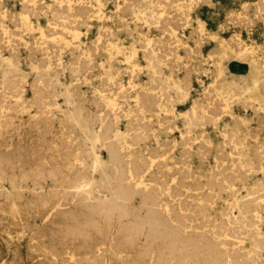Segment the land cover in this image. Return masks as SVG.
<instances>
[{
    "label": "rangeland",
    "instance_id": "374dc122",
    "mask_svg": "<svg viewBox=\"0 0 264 264\" xmlns=\"http://www.w3.org/2000/svg\"><path fill=\"white\" fill-rule=\"evenodd\" d=\"M22 1H23V3H22ZM35 1H37V3ZM79 1H80V3H79ZM90 1L92 2V4ZM137 1H139V2L137 3ZM152 1L153 2H151V0H149V1L148 0H134V1L133 0H87V1L86 0H77V2H76L75 0H69V1H66V0H55V1L54 0H42V1L41 0H27V1L26 0H0V16H1L0 21L2 20L0 23V34H1L0 38H2L0 40V44H1L0 45V48H1L0 49V82H3V83H0V92H1L0 93L1 94L0 95V129L2 127L4 129V131H3V129H1L2 133L0 130V147H1L0 148V157L6 156L10 160L12 159V163H13V165H15V167L20 166V162H19L20 157L22 158L23 162L25 161L27 163H30V165H31L30 175L26 179H22V180L21 179H15L12 176L11 171L7 170V169H5L3 172L0 173V204L3 202L2 203L3 206H2V204L0 205V208H1L0 215L2 214L0 216V262L2 261L0 264H5V263L6 264H26L25 262H27V264H72V263L73 264H136L140 260H141V262H139L137 264H140V263L141 264H153V263H155V264H246V263L247 264H264V185H263L264 184V147H263L264 146V128H263L264 127L263 126L264 125V120H263L264 119V117H263L264 116V106H263L264 105V80H263L264 79V74H263L264 73V71H263L264 70V58H263L264 57V55H263L264 54V17H263L264 16L263 15L264 14V0H209L210 3L208 2V0H206V1L199 0L201 2H198V0H175V1L172 0L173 3L171 0L170 1L169 0H152ZM19 2L22 4H20ZM70 2H72L74 5L76 4V6H74ZM162 2H163V4H162ZM197 2H198V5H197ZM133 3H135V4L133 5ZM147 3L149 6L147 5ZM70 4H72V5H70ZM142 4L144 5V7H142L143 6ZM160 4L162 5L163 8H161ZM185 4H186V6H184ZM241 5L244 8L241 7ZM99 6H102V7L99 8ZM117 6L119 7V9ZM129 6H130V8H129ZM76 7H77V9H76ZM181 7H183V8H181ZM59 8H61V9H59ZM126 9H128V10H126ZM132 9H133V11H132ZM21 10H23V11L27 10V11L24 14V12L23 11L21 12ZM73 10H75V12ZM53 11H54V13H53ZM112 11H113V13H112ZM159 11H161L162 13ZM172 11H173V13H172ZM180 11H182V12H180ZM258 11H259V13H258ZM27 12H29V13H27ZM55 12L57 14H55ZM134 12H136V13H134ZM154 12H155V14H154ZM85 13H87V15H85ZM160 13H161V16H159ZM240 13H242V14H240ZM244 13H247V14L245 15ZM73 14H74V16H73ZM141 14H143V15H141ZM53 15L55 18H53ZM60 15L62 17H60ZM151 15H153V17ZM172 15H173V18H172ZM179 15H181V16H179ZM185 15H186L188 21H187L186 17H183ZM9 16H11V17H9ZM163 16H165V17H163ZM233 16H235L236 18L235 17L233 18ZM7 17H8V19H7ZM72 17H74L75 19H72ZM86 17H87V19H86ZM129 17L131 18V20ZM153 18L154 19L156 18L157 20H154ZM169 18H171L172 21ZM53 19H55V20H53ZM77 19L79 21L80 20L81 21L77 22ZM189 19H190V21H189ZM14 20L18 21L19 25L17 22L15 23ZM153 20H154V22H152ZM164 21H165V23H166V21H168V23L165 24ZM181 21L182 22L184 21V22L182 23ZM249 21H250V24H249ZM69 22L71 24H69ZM76 22H77V24H76ZM150 22H151V24H150ZM160 22H161V24L159 25ZM236 22H238V23H236ZM239 22H241L240 27H238ZM242 22H244V23H242ZM66 23H67V25H65ZM23 24H25V25H23ZM57 24H59V25H57ZM85 24H87V25H85ZM121 24H122V27L120 26ZM123 24L125 25V28H123L124 27ZM148 24L151 25L152 27L151 26L149 27ZM162 24H164V25L162 26ZM179 24L181 26H178ZM232 24H233V26H232ZM71 25H72V27H71ZM78 25H80V26H78ZM107 25L109 26V28ZM166 25H168V26H166ZM169 25H170V27H169ZM182 25H184V26H182ZM24 26H25V28H24ZM159 26H160V28H158ZM1 27H3V28H1ZM4 27H7V28H4ZM179 27L182 30H180ZM241 27H242V29H241ZM57 28H58V31H55V30H57ZM157 28H158V30H157ZM162 28H165V29L162 30ZM36 29H38V30H36ZM47 29H49L50 32ZM75 29H77V30H75ZM89 29H91V30L89 31ZM159 29H161V31ZM6 30H8V31H6ZM40 30H41L42 34L40 33ZM60 30H62L64 33ZM133 30H135V31H133ZM129 31L130 32L132 31V32L130 33ZM193 31L195 32V34L193 33ZM196 31H197V33H196ZM111 32H114L115 35H113L114 33H111ZM188 32H189V34H188ZM45 33L50 34V35H48L49 37L47 35H45ZM66 33H69V34H67V36H66ZM71 33H73V34L75 33V34L73 35ZM200 33H201V35H200ZM240 33H241V35H240L241 37L239 36ZM51 34H53V35H51ZM81 34H83L84 36ZM9 35L13 38L12 41H11V37ZM85 35H86V37H85ZM104 36H105V38H104ZM111 36H112V40L110 39ZM200 36H202V37L200 38ZM55 37H57V39H55ZM76 37L78 38L77 40H76ZM97 37H99V38H97ZM148 37H149V39H148ZM203 37H205V38H203ZM52 38H53V40H51ZM72 38H74L75 41H73L74 39H72ZM151 38H153L152 41H151ZM157 38H158V41H156ZM168 39H170V40L168 41ZM177 39H179V40H177ZM50 40H51V42H50ZM19 41H21V42L19 43ZM35 41H37L39 44ZM76 41H78V42H76ZM199 41H201V42H199ZM90 42L92 44H90ZM242 42H244L243 43L244 47L242 45ZM12 43H14V44H12ZM103 43H105V44H103ZM149 43H152L153 45L149 44ZM177 44H180V46ZM59 45L61 47L60 49L58 48ZM99 45L101 46V48ZM102 45H104V46L102 47ZM168 45H170V46H168ZM5 46H6V48H4ZM35 46H37V47H35ZM53 46H55V47H53ZM137 46H138V48H137ZM162 46H164V47H162ZM195 46L197 47V49ZM232 46H234V47H232ZM8 47H9V50H7ZM13 47H15V48L12 49ZM32 47H34V48H32ZM64 47H65V49H64ZM88 47H89V49H88ZM94 47H95V49H93ZM169 47L173 48L172 52L170 50L171 48H169ZM235 47H236V50H235ZM90 48H92V50ZM98 48H100V49H98ZM156 48L158 49V51L156 50ZM165 48H166V50H165ZM168 48H169V50H168ZM174 48H175V50H174ZM10 49H11V51H10ZM16 49L18 52L15 51ZM35 49L38 51H36ZM43 49H45V50H43ZM57 49L60 51H57ZM46 50H48V51H46ZM93 50H95L94 54L92 52ZM183 50H184V52H183ZM211 50H213L215 52H213ZM104 51H106V53ZM147 51H149L150 53ZM151 51L153 53H151ZM185 51L187 53H185ZM240 51H241V53H240ZM1 52H2V54H1ZM49 52L51 55L48 54ZM99 52H101V53H99ZM131 52H132V54H131ZM158 52H160V53H158ZM189 52L192 54H190ZM242 52H244V53H242ZM261 52H262V55H261ZM39 53L41 56L38 55ZM147 53H149V54H147ZM253 53H255L256 56ZM258 53H260V54H258ZM209 54L211 56H208ZM107 55H108V58H107ZM149 55H150V57H149ZM236 55H237V57H236ZM250 55H252V56H250ZM50 56H52V57H50ZM95 56H96V58H95ZM97 56H99V58ZM132 56H134V57L132 58ZM140 56H142V57H140ZM156 56L160 57V59L157 58ZM216 56L218 59L216 58ZM41 57H43V58H41ZM83 57H84V59H83ZM55 58H56V60H55ZM67 58H70V59L67 60ZM202 58H204V59H202ZM206 58H208L207 61H206ZM245 58H246V60H243ZM259 58L262 60H260ZM78 59H80L81 61ZM130 59L133 61L131 62ZM211 59H212V61H211ZM215 59H216V61H215ZM2 60H4V61H2ZM113 60H115V61H113ZM153 60H155V61H153ZM161 60H162V62H161ZM48 61H51V62L49 63ZM86 61H87V63H85ZM249 61H250V63H249ZM252 61H253V63H252ZM54 62H55V64H54ZM93 62H95V63H93ZM113 62H115V63H113ZM199 62H200V65H198ZM47 63H48V66L46 65ZM51 63H53V64H51ZM69 63H70V65H69ZM106 63H108V64H106ZM173 63H175V64H173ZM212 63H214V64H212ZM255 64H256V66H254ZM70 66H71V68H70ZM83 66H84V68H83ZM158 66L160 69L158 68ZM186 66H187V69H186ZM249 66H250V68H249ZM251 66L253 67V69H251ZM119 67H120V69H119ZM14 68H16V69H14ZM156 68H157V70H156ZM198 68H199V70H198ZM200 68H202V69H200ZM36 69H37V72H36ZM88 69H90V70H88ZM99 69L101 72L99 71ZM168 69H169V71H168ZM176 69H177V73H176ZM248 69H250L249 70L250 73L248 72ZM12 70H14V71H12ZM32 70H34V71H32ZM114 70H116L117 72ZM119 70L121 73H119ZM129 70L131 71V73ZM155 70H156V72H155ZM172 70H173V72H171ZM78 71H79V73H78ZM90 71H92V73ZM133 71L135 72V75H134ZM209 71H211V72H209ZM11 72H13V73H11ZM39 72H40V74H39ZM114 72L116 75L114 74ZM132 72H133V74H132ZM148 72H149V74H148ZM123 74H124V76H123ZM197 74H199V75H197ZM212 74H213V76H212ZM117 75H120L122 77L117 76ZM216 75H217V77H216ZM261 75H263V76H261ZM18 76H20L21 78L20 77L17 78ZM89 76H91V77H89ZM252 76H253V78H252ZM13 77H14V79H13ZM92 77H94V79ZM136 77L137 78L139 77V78L137 79ZM165 77L167 79H165ZM185 77H186V79H185ZM38 78L43 79L42 80L43 82L41 80H38ZM85 78H86V83H85ZM104 78L107 81H105ZM118 78H120V79H118ZM32 79H34V80H32ZM49 79H51V81ZM103 79H104V81H103ZM135 79H137V81H135ZM155 79H158V80H156L157 82L155 81ZM249 79H251L252 82ZM8 80H10L9 81L10 83L8 82ZM179 80H180V82H179ZM216 80H218L219 82H217ZM260 81H262V82L260 83ZM17 82H18V84H17ZM22 82L25 85H23ZM25 82H27L28 84ZM44 82H46V84H48V85L43 84ZM131 82H132V84H131ZM167 82H168V84H167ZM82 83H83V85H81ZM89 83H91V84H89ZM103 83H105V84H103ZM129 83L133 87L130 86ZM11 84H13V85H11ZM50 84H52V85H50ZM67 84H69V85H67ZM254 84H257V85H254ZM10 86L13 89L14 88L15 89L13 90L12 88H10ZM108 86L109 87L111 86L110 87L111 89L108 88ZM154 86H155V88H154ZM239 86H241V87H239ZM6 87L8 90L5 89ZM21 87H23V88H21ZM29 87H30V89H29ZM42 87H43V89H42ZM121 87H123V88L121 89ZM129 87H131L134 91L131 88L129 89ZM238 88H239V90H238ZM244 88H246V89H244ZM88 89H90V91ZM104 89L109 90V91H105ZM126 89L128 91H126ZM45 90H46V92H45ZM123 90H124V92H123ZM2 91L5 92V95H3L4 92L2 93ZM9 91H10V93H8ZM81 91H82V93H81ZM202 91L204 94L202 93ZM11 92H12V94H11ZM43 92L46 93L47 95L44 94ZM91 92H92V95H91ZM121 92H122V94L123 93L124 94L120 95ZM107 93H109L108 95H111V96L106 95ZM125 93H127V94H125ZM10 94H11V96H10ZM16 94H18L17 97H16ZM42 94H44V95L42 96ZM53 94H55V96ZM96 94H97V96H96ZM149 94L152 97H149L150 96ZM33 95H34V97H33ZM140 95H142L141 96L142 98L140 97ZM153 95L154 96L156 95L157 97H155V100L153 99V102H152V98L154 97ZM9 96H10V98H9ZM65 96H67L66 100H65ZM32 97H33V99H32ZM100 97H102V99ZM209 97H210V99H208ZM236 97H237V99H236ZM146 98H148V99H146ZM94 99H96L97 101ZM15 100H16V102H15ZM156 100H158V102ZM33 101H35V103L36 102H38V103L35 104ZM47 101L49 103H51V104L53 103L55 105L50 104L51 105L50 106V105H48L49 103ZM148 101H151L152 104ZM109 102H110V104H109ZM210 102H213V103L209 104ZM219 102H220V104H219ZM101 103L104 106H102ZM8 105L11 106V108H9ZM43 105H45V106H43ZM95 105L96 106L99 105L98 109H96L97 107ZM123 105H125V106H123ZM150 105H151V107H150ZM155 105H156V108L160 112L155 109ZM259 105H261V106H259ZM146 106L152 112H150L148 110V108H146ZM193 106H195V107H193ZM43 107H44V109H43ZM112 107L113 108L115 107L116 109L115 108L113 109ZM144 107L146 108V110ZM220 107H221V109H220ZM151 108L153 110H151ZM207 108L208 109L210 108V109L208 110ZM222 108H224V109H222ZM126 109L128 111H126ZM138 109L140 111L139 114H138ZM191 109H192V112H191ZM253 109L255 111H253ZM120 110H121V114H120ZM154 110H155V112H154ZM219 110H220V112H219ZM34 111H36V112H34ZM103 112H105V114ZM216 112H218V113H216ZM255 112H257V113H255ZM92 113L95 115H93ZM97 113H98V115H97ZM100 113H101V116L99 115ZM224 114H226V115H224ZM252 114L254 115V117H252L253 116ZM19 115L21 117L22 116L23 117L20 118ZM36 115H38V116H36ZM54 115L56 116L55 118L53 117ZM105 115H107V117ZM255 115L257 118L255 117ZM186 117H188V118H186ZM215 117H217V119ZM232 117H233V119H232ZM159 118H164V119H159ZM32 119L35 122H33ZM40 119L41 120L43 119V120L41 121ZM57 119L58 120L60 119V121L62 123L60 121H58ZM105 119L107 120V123L105 122L106 121ZM214 119H215V121H214ZM10 120L11 121L13 120L14 123H13V121L11 122ZM29 120L30 121L32 120V121L29 122ZM160 120H162V121H160ZM36 121H38V123ZM46 121H48V123ZM56 121H57V123H56ZM64 121L66 123H64ZM154 121H156L157 124ZM240 121L242 123H240ZM53 122L55 123L54 124L55 126L53 125ZM68 122H70V124ZM104 122H105V124H104ZM190 122H192V123H190ZM247 122L248 123L250 122V123L248 124ZM36 123H37L38 128H37V126H35ZM158 123H159V125H158ZM172 123L174 124V127H172V125H173ZM27 124H29L28 125L29 127L27 126ZM40 124L42 125V127ZM49 124H51V125H49ZM61 124H63V125H61ZM95 124H100L103 127V130L108 133V138L105 141L106 144H104V146L102 147L101 154H100L101 159H102V167L98 168L96 171H94L93 162H92V158L90 155L91 141L87 137L89 132L92 133L93 126ZM134 124H136V125H134ZM46 125L48 127L47 131H46V128H47ZM65 125L68 127H66ZM129 125H130V127H129ZM143 125H145V126H143ZM21 126H22V128H21ZM25 126L28 127V129L25 128ZM56 126L57 127L60 126L59 129ZM10 127H11V129H12V127L14 129V130L12 129V132H9V131H11ZM114 127H115V129H114ZM144 127L146 129H149V130H146ZM191 127H193V128H191ZM227 127L230 129H228ZM243 127L246 131L243 129ZM132 128L135 130H133ZM170 128H171V131H170ZM237 128H239V130ZM30 129H31V131H33V129H34V131L30 132ZM42 129H44V131ZM50 129H51V131H49ZM15 130H17V131H15ZM55 130H57V131H55ZM23 131L26 132L25 133L26 136L24 135ZM70 131H71V133H70ZM140 131L141 132L145 131V132H143V134H142ZM74 132H75V134H74ZM35 133H36V135H35ZM41 133L43 135L44 134L45 135L43 136ZM51 133L53 134V138H51L52 137ZM129 133H130V135H129ZM150 133H151V135H150ZM167 133H168V135H166ZM38 134H39V136H41V135L42 136L39 137ZM145 134H146V136L144 137ZM183 135H185V136H183ZM197 135H198V137H197ZM30 136H31V138H30ZM110 136H112V137H110ZM187 136H189V137H187ZM171 137H172V139H171ZM7 138H8V140H7ZM17 138L19 141L17 140ZM2 139H3V141H2ZM50 139H51V143H50ZM52 139H54V140H52ZM70 139H72V141ZM79 139H81V140H79ZM141 139H143L142 143L140 141ZM144 139H145V141H144ZM148 139H150V140H148ZM180 139H182L183 141ZM185 139H187V140H185ZM11 140H13V141H11ZM35 140H37V141L39 140V141L36 142ZM60 140H62V143L65 141V143H63V145H62ZM129 140H130V142H129ZM192 140L194 143L192 142ZM77 141H78V143H77ZM138 141H139V143H137ZM190 141H191V143H189ZM198 141L200 142V144ZM247 141H248V143H247ZM254 141H256L255 144H254ZM46 142H48V143H46ZM167 142H168V144H167ZM79 143L80 144L82 143L83 147ZM249 143H250V145H248ZM34 144L36 145V147ZM40 144L42 146H44L46 144V146L41 147ZM58 144H59V148H58ZM184 144H186V145H184ZM37 145L39 147H37ZM64 145L65 146L67 145V146L65 147ZM76 145H78V147L79 146L82 147L83 150H81L80 147L77 148ZM159 145H161V146H159ZM171 145H174V146H171ZM5 146H7V147H5ZM27 146H29V147H27ZM50 146H51V148H50ZM129 146H132L134 148L132 149V147H129ZM155 146H156V148H153ZM204 146H206V147H204ZM258 146L260 148H258ZM30 147H32V148H30ZM63 147H65V148H63ZM160 147H161V150L159 149ZM167 147H169V148H167ZM203 147H204V149H203ZM226 147H228V148H226ZM16 148H17V150H16ZM37 148H40V149L37 150ZM61 148H63V149H61ZM73 148H76V149H73ZM183 148H185V149H183ZM8 149L9 150L11 149V150L9 151ZM13 149L15 150V152ZM52 149H53V151H52ZM224 149H225V152H224ZM55 150H57L58 153ZM220 150H222V151H220ZM59 151H62V152L59 153ZM71 151H73L74 153ZM88 151H89V154H88ZM187 151H190V152H187ZM9 152H11L12 154ZM75 152H76V154H75ZM152 152L154 153V155ZM2 153H4V154H2ZM41 153H43V154H41ZM114 153L120 159V163L116 162L115 157H114ZM38 154H39V157H38ZM31 155H33V156H31ZM88 155H89V157H88ZM155 155H156V158L154 159ZM161 155H163V156H161ZM197 155H198V157H197ZM220 155H223V156H220ZM44 156H45V158H42ZM157 156H159V157H157ZM40 157L42 158V160L40 159ZM70 157H72V159ZM142 157L143 158L145 157L144 158L145 160L144 159L142 160L143 162H141ZM223 157H224V160H223ZM159 158H162V159H159ZM213 158H215L216 161ZM219 158L223 161H220ZM37 159H39V160H37ZM69 159H71V160H69ZM85 159H86V161H85ZM237 159H238V161H237ZM57 160H59L60 162ZM76 160H78V161L76 162ZM34 161H35V163H34ZM81 161L84 162L83 165L80 163ZM31 162L34 164H32ZM46 162H50L51 164H53V166H49V165H51L50 163L45 164ZM57 162H58V164H57ZM43 163L45 165H43ZM74 163H75V165H74ZM148 163L149 164L152 163V164H150L151 167ZM160 163H162V164H160ZM164 163H166V165ZM37 164H38V166H37ZM217 164H218V166H217ZM32 165H34V166H32ZM46 165H48V166H46ZM86 165L87 166L89 165L88 168L86 167ZM163 165H164V167H163ZM212 166L214 167V169ZM37 167H40V168H37ZM76 167H77V169H76ZM173 167H174V169H173ZM128 168L131 170L132 174L134 175L133 180H129L130 178H129L128 172H127ZM215 168H217V169H215ZM36 169H37V171H36ZM58 171L61 173H59ZM72 171H74V172H72ZM145 171L146 172L149 171V172L146 173ZM7 172H8V174H7ZM56 172L58 175L56 174ZM42 173H43V175H42ZM150 173L152 176H150ZM217 173L220 176H218ZM220 173L222 174V176ZM76 174H79V175L80 174H89V175L93 174L92 176L95 177V182L91 186V188L89 190H87L86 192L81 191V190H78L79 191L78 192L74 188L72 182H66V181H70V180L72 181L77 176ZM156 174L158 175V177ZM213 174H215V176ZM73 176H75V177H73ZM182 176H184V177H182ZM200 176H201V178H200ZM52 177H55V179H57L56 181H54L55 183L53 182ZM197 177L200 179H198ZM49 178L51 179V182H53V183L50 182ZM71 178H73V179H71ZM135 178H137V179L135 180ZM139 178L140 179L142 178L141 183L139 181ZM155 178H158V179H155ZM183 178H184V180H183ZM31 179H33V180H31ZM59 179L62 181H60ZM178 180H179V182H177ZM131 181H132V183H131ZM154 182L157 184H155ZM34 184H37V185H34ZM151 184H152V186H151ZM181 185L183 186V189H182ZM157 186H159V187H157ZM122 187H125L130 192L134 193L133 204H134V207L139 206L142 208L141 215H144V216L146 215V216H150V217H152L153 215L158 216L162 220L169 223L168 224L169 230L172 231L171 234L174 235L175 237H177L178 239L183 240L186 243V246L182 247V246H179V244H177L175 246H170L168 244V240H166V239H158V240L153 239V237H152V224L149 221L145 224L146 227L143 229V231L132 230L131 226L134 223H136V221L138 220L137 217L134 215L133 211H130V213L127 215L126 219L121 220V222L117 221V219H115V220L111 219L109 221H106L104 219H100V217L97 215H96L97 217L95 218V215H94L95 209H99L102 206L114 205V202L112 200V198H113L112 192L113 193L119 192V190ZM168 187L170 190H168ZM203 187H204V189H203ZM20 188L23 189V191ZM60 188H62V189H60ZM198 188L200 190H198ZM231 188H232V190H231ZM52 189H53V191H52ZM158 189H159V191H158ZM13 190H16V191L14 192ZM18 190H20V191H18ZM41 190H42V193H39V192H41ZM184 190H186V191H184ZM138 191H139V193H141V196H139L140 194L138 193ZM164 192H165V194H164ZM184 192H185V194H184ZM34 193H35V198L33 196ZM75 193H76V195H75ZM15 194H17L18 197L20 196L19 199H18L17 195H15ZM52 194H54V195H52ZM69 194H71V196ZM79 194H81V195H79ZM176 194H177V197H176ZM22 195H24L25 198H23ZM73 195H74V197H73ZM46 196L49 198L48 199L49 201L45 205L43 203H44V200L47 199ZM15 197H16V199H15ZM37 198L39 200L41 199L42 201L41 200L39 201ZM82 198H84L83 199L84 201L82 200ZM85 198H86V200H85ZM61 199L62 200L64 199V200L62 201ZM68 199H69V201H68ZM94 199H95V202H94ZM142 199L144 200V202L141 201ZM197 201H199V202H197ZM7 202H9V203H7ZM33 203H35V205ZM73 203H75V204H73ZM17 204H18V206H17ZM177 204H178V206H177ZM116 205H118L119 207H122V210L126 211V205H123L121 203H117ZM30 206H32L33 209ZM63 206H66V207H63ZM43 207H44V209H43ZM160 207H161V209H160ZM4 208H5V210H4ZM36 208H37V211H36ZM75 208H77V209H75ZM83 208H85L84 209L85 211L83 210ZM53 209H55V211ZM190 209H191V211H190ZM42 210H44V211H42ZM75 210H76V212H75ZM186 210L188 212H186ZM64 211H66L67 215L69 213L70 216L69 217L66 216ZM183 211L185 213H187V214H185L186 216L184 215ZM32 212H34V213L32 214ZM85 212H87V213H85ZM88 212H90V213H88ZM166 212H167V214H166ZM38 213H39V215H38ZM74 213L76 214V216ZM191 213H192V215H191ZM26 216H29V217H26ZM62 216L63 217L65 216L64 219L68 218L70 221L68 219L64 220ZM36 217H37V219H36ZM70 217H71V219H70ZM77 217H79V218H77ZM169 217H170V219H169ZM34 218L36 221L34 220ZM174 218H176V219H174ZM27 219H28V221H27ZM142 219H144V218L141 217V220ZM191 219H192V221H191ZM75 221L78 222L80 228L82 229V233H80V234L79 233H74V234L71 233L72 228H73V224ZM170 221H172V222H170ZM106 222H107V224H106ZM25 223H26V225H25ZM46 223H48L49 225ZM64 223H66V225H64ZM197 223L199 225H197ZM32 225H33V228H32ZM40 225H42V226L39 228ZM105 225H106V227H105ZM190 225L192 226L191 228H193L191 230H190ZM219 225H221V226H219ZM17 226H19V227H17ZM63 226H66V227L64 228ZM101 226H103V227H101ZM2 227L4 228V230ZM90 227L92 228V230ZM53 228H54V230H52ZM94 228H95V230H94ZM14 229H15V231H14ZM103 229H105V231ZM110 229H112V230H110ZM188 229H189V231H188ZM102 230H103V232H102ZM9 231H10V233H9ZM45 231H46V233L44 234ZM50 231H51V233H50ZM87 231L89 233H91L90 231H92V235L91 234H90L91 236L88 235L89 233ZM110 232L115 233V235H113L114 238L111 241H109V239L106 238L107 234H109ZM205 232H207L209 234H207ZM83 233H84V235H83ZM86 233H87V235H86ZM5 234L8 238L5 236ZM23 234H24V236H23ZM40 234L43 236V238H40L41 237ZM49 234L50 235L52 234V235L49 237ZM99 234L101 236H99ZM97 235L99 236L98 240L96 239V237L98 238ZM212 235H214V236H212ZM92 236H93V238H92ZM30 237H32V238L29 239ZM59 237H60V239H59ZM222 237H223V239H222ZM55 238L57 241L55 240ZM85 238H86V240H85ZM62 239L64 240V242H62L63 241ZM68 239H70V241ZM87 239H88V241H87ZM90 239H91V242H89ZM92 239L96 242H92L93 241ZM29 240H30V242H29ZM74 241H76V242H74ZM97 242H99V243H97ZM145 242H147V243H145ZM76 243H78V244H76ZM87 243L89 245L88 246L89 248L86 246ZM101 243H102V245H101ZM107 244H108V246H107ZM92 245H94V246L96 245V247H94ZM19 246H21V247H19ZM112 246L114 249L112 248ZM121 246H123V247H121ZM52 247H54V248H52ZM73 247H74V250H73ZM75 248H77V249L75 250ZM81 248H83V249L81 250ZM90 248H92L91 250H93V251H91ZM53 249H54V252H53ZM96 249H98L99 252ZM134 249H136V250H134ZM259 249H261V250L259 251ZM43 250H44V252H43ZM111 250H112V252H111ZM113 250L116 252L114 253ZM125 250L127 252H125ZM40 251H41V253H39ZM73 251H74V253H73ZM118 251H121V252L119 253ZM6 252L8 255L5 254ZM68 252H69L70 256H69ZM80 252H82V253H80ZM91 252L92 253L94 252V253L92 254ZM122 252H124L125 254H123ZM133 252H134V254H133ZM192 252H194V253L192 254ZM126 253H128V254H126ZM26 254H27V256L29 254V256L27 257ZM115 254H117V255H115ZM118 254H119V256H118ZM131 254L133 257L131 256ZM36 255H37V257H35ZM51 255L53 258L51 257ZM98 255H99V257H98ZM122 255H123V257H122ZM74 256H76V258ZM4 258H6V259H4ZM105 258H107V259L105 260ZM56 259H57V262H56ZM100 259H101V261H100ZM81 260H83V261H81ZM98 260H99V262H98ZM106 262H108V263H106Z\"/></svg>",
    "mask_w": 264,
    "mask_h": 264
},
{
    "label": "bare ground",
    "instance_id": "6f19581e",
    "mask_svg": "<svg viewBox=\"0 0 264 264\" xmlns=\"http://www.w3.org/2000/svg\"><path fill=\"white\" fill-rule=\"evenodd\" d=\"M26 1H27V0H26ZM41 1H42V0H41ZM54 1H55V0H54ZM66 1H69V0H66ZM75 1L77 2V0H75ZM86 1H87V0H86ZM133 1H134V0H133ZM148 1H149V0H148ZM169 1H170V0H169ZM171 1H172V0H171ZM174 1H175V0H174ZM204 1H206V0H204ZM17 2H18V1H17ZM33 2H34V1H33ZM35 2L37 3V1H35ZM50 2H51V1H50ZM82 2H83V1H82ZM82 2H81V3H82ZM90 2H91V1H90ZM108 2H109V1H108ZM135 2H136V1H135ZM138 2H139V1H137V3H138ZM141 2H142V1H141ZM151 2H153V1L151 0ZM182 2H183V1H182ZM185 2H186V1H185ZM198 2H201V1L198 0ZM198 2H197V5H198ZM208 2H209V0H208ZM19 3H20V2H19ZM22 3H23V1H22ZM22 3H20V4H22ZM27 3H28V2H27ZM36 3H35V4H36ZM63 3H64V2H63ZM65 3H66V2H65ZM70 3H72V2H70ZM79 3H80V1H79ZM114 3H115V2H114ZM116 3H117V2H116ZM142 3H143V2H142ZM172 3H173V1H172ZM187 3H188V2H187ZM203 3H204V2H203ZM209 3H210V2H209ZM38 4H39V3H38ZM66 4H67V3H66ZM72 4H73V3H72ZM72 4H70V5H72ZM77 4H78V3H77ZM86 4H87V3H86ZM91 4H92V2H91ZM134 4H135V3H133V5H134ZM149 4H150V3H149ZM153 4H154V3H153ZM158 4H159V3H158ZM162 4H163V2H162ZM176 4H177V3H176ZM181 4H182V3H181ZM205 4H206V3H205ZM262 4H263V3H262ZM28 5H29V4H28ZM48 5H49V4H48ZM57 5H58V4H57ZM73 5H74V4H73ZM82 5H83V4H82ZM89 5H90V4H89ZM133 5H132V6H133ZM137 5H138V4H137ZM142 5H143V4H142ZM147 5H148V3H147ZM151 5H152V4H151ZM160 5H161V4H160ZM167 5H168V4H167ZM178 5H179V4H178ZM187 5H188V4H187ZM197 5H196V6H197ZM206 5H207V4H206ZM252 5H253V4H252ZM53 6H54V5H53ZM74 6H76V4H75ZM78 6H79V5H78ZM122 6H123V5H122ZM130 6H131V5H130ZM130 6H129V8H130ZM148 6H149V5H148ZM152 6H153V5H152ZM184 6H186V4H185ZM208 6H209V5H208ZM239 6H240V5H239ZM20 7H21V6H20ZM27 7H28V6H27ZM57 7H58V6H57ZM66 7H67V6H66ZM100 7H102V6H99V8H100ZM117 7H118V6H117ZM142 7H144V5H143ZM159 7H160V6H159ZM169 7H170V6H169ZM241 7H243V6L241 5ZM241 7H240V8H241ZM247 7H248V6H247ZM257 7H258V6H257ZM30 8H31V7H30ZM50 8H51V7H50ZM132 8H133V7H132ZM135 8H136V7H135ZM161 8H163L162 5H161ZM171 8H172V7H171ZM181 8H183V7H181ZM243 8H244V7H243ZM3 9H4V8H3ZM41 9H42V8H41ZM59 9H61V8H59ZM68 9H69V8H68ZM73 9H74V8H73ZM76 9H77V7H76ZM78 9H79V8H78ZM88 9H89V8H88ZM93 9H94V8H93ZM118 9H119V7H118ZM118 9H117V10H118ZM142 9H143V8H142ZM142 9H141V10H142ZM158 9H159V8H158ZM178 9H179V8H178ZM262 9H263V8H262ZM18 10H19V9H18ZM23 10H24V9H23ZM23 10H21V12H22ZM28 10H29V9H28ZM117 10H116V11H117ZM126 10H128V9H126ZM136 10H137V9H136ZM141 10H140V11H141ZM153 10H154V9H153ZM176 10H177V9H176ZM183 10H184V9H183ZM183 10H182V11H183ZM185 10H186V9H185ZM191 10H192V9H191ZM258 10H259V9H258ZM4 11H5V10H4ZM19 11H20V10H19ZM26 11H27V10H26ZM26 11H23L24 14H25ZM54 11H55V10H54ZM54 11H53V13H54ZM58 11H59V10H58ZM63 11H64V10H63ZM63 11H62V12H63ZM73 11L75 12V10H73ZM81 11H82V10H81ZM86 11H87V10H86ZM86 11H85V12H86ZM90 11H91V10H90ZM122 11H123V10H122ZM132 11H133V9H132ZM132 11H131V12H132ZM146 11H147V10H146ZM165 11H166V10H165ZM167 11H168V10H167ZM177 11H178V10H177ZM182 11H180V12H182ZM242 11H243V10H242ZM244 11H245V10H244ZM2 12H3V11H2ZM2 12H1V13H2ZM7 12H8V11H7ZM43 12H44V11H43ZM71 12H72V11H71ZM83 12H84V11H83ZM117 12H118V11H117ZM117 12H116V13H117ZM119 12H120V11H119ZM126 12H127V11H126ZM137 12H138V11H137ZM155 12H156V11H155ZM155 12H154V14H155ZM159 12H161V11H159ZM159 12H158V13H159ZM174 12H175V11H174ZM190 12H191V11H190ZM261 12H262V11H261ZM9 13H10V12H9ZM27 13H29V12H27ZM44 13H45V12H44ZM44 13H43V14H44ZM65 13H66V12H65ZM88 13H89V12H88ZM112 13H113V11H112ZM121 13H122V12H121ZM134 13H136V12H134ZM134 13H133V14H134ZM139 13H140V12H139ZM142 13H143V12H142ZM161 13H162V12H161ZM161 13H160L159 16H161ZM172 13H173V11H172ZM184 13H185V12H184ZM186 13H187V12H186ZM237 13H238V12H237ZM258 13H259V11H258ZM32 14H33V13H32ZM51 14H52V13H51ZM55 14H57V13L55 12ZM55 14H54V15H55ZM59 14H60V13H59ZM59 14H58V15H59ZM61 14H62V13H61ZM79 14H80V13H79ZM128 14H129V13H128ZM151 14H152V13H151ZM224 14H225V13H224ZM240 14H242V13H240ZM244 14L246 15L247 13H244ZM5 15H6V14H5ZM9 15H10V14H9ZM12 15H13V14H12ZM46 15H47V14H46ZM54 15H53V18H55ZM65 15H66V14H65ZM85 15H87V13H85ZM90 15H91V14H90ZM141 15H143V14H141ZM144 15H145V14H144ZM163 15H164V14H163ZM182 15H183V14H182ZM188 15H189V14H188ZM228 15H229V14H228ZM245 15H244V16H245ZM263 15H264V14H263ZM6 16H7V15H6ZM43 16H44V15H43ZM43 16H42V17H43ZM67 16H68V15H67ZM73 16H74V14H73ZM75 16H76V15H75ZM130 16H131V15H130ZM151 16L153 17V15H151ZM177 16H178V15H177ZM179 16H181V15H179ZM241 16H242V15H241ZM0 17H1V16H0ZM3 17H4V16H3ZM9 17H11V16H9ZM16 17H17V16H16ZM18 17H19V16H18ZM33 17H34V16H33ZM33 17H32V18H33ZM38 17H39V16H38ZM57 17H58V16H57ZM57 17H56V18H57ZM60 17H62V16L60 15ZM64 17H65V16H64ZM122 17H123V16H122ZM138 17H139V16H138ZM144 17H145V16H144ZM156 17H157V16H156ZM163 17H165V16H163ZM163 17H162V18H163ZM166 17H167V16H166ZM170 17H171V16H170ZM174 17H175V16H174ZM183 17H186V15L183 16ZM188 17H189V16H188ZM234 17H235V16H233V18H234ZM238 17H239V16H238ZM263 17H264V16H263ZM12 18H13V17H12ZM22 18H23V17H22ZM32 18H31V19H32ZM50 18H51V17H50ZM58 18H59V17H58ZM126 18H127V17H126ZM129 18H130V17H129ZM133 18H134V17H133ZM139 18H140V17H139ZM172 18H173V15H172ZM194 18H195V17H194ZM227 18H228V17H227ZM235 18H236V17H235ZM1 19H2V18H1ZM7 19H8V17H7ZM27 19H28V18H27ZM37 19H38V18H37ZM44 19H45V18H44ZM72 19H75V18L72 17ZM81 19H82V18H81ZM86 19H87V17H86ZM134 19H135V18H134ZM153 19H154V18H153ZM163 19H164V18H163ZM169 19H171V18H169ZM175 19H176V18H175ZM179 19H180V18H179ZM182 19H183V18H182ZM186 19H187V17H186ZM244 19H245V18H244ZM246 19H247V18H246ZM262 19H263V18H262ZM15 20H16V19H15ZM15 20H14V22H15V23H16V22L18 23V21H15ZM17 20H18V19H17ZM20 20H21V19H20ZM20 20H19V21H20ZM23 20H24V19H23ZM53 20H55V19H53ZM62 20H63V19H62ZM130 20H131V18H130ZM154 20H157V19L155 18ZM154 20H153L152 22H154ZM158 20H159V19H158ZM165 20H166V19H165ZM167 20H168V19H167ZM227 20H228V19H227ZM231 20H232V19H231ZM257 20H258V19H257ZM1 21H2V20H1ZM1 21H0V23H1ZM3 21H4V20H3ZM11 21H12V20H11ZM63 21H64V20H63ZM68 21H69V20H68ZM75 21H76V20H75ZM78 21H79V20L77 19V22H78ZM80 21H81V20H80ZM80 21H79V22H80ZM114 21H115V20H114ZM135 21H136V20H135ZM171 21H172V19H171ZM187 21H188V19H187ZM189 21H190V19H189ZM191 21H192V20H191ZM234 21H235V20H234ZM238 21H239V20H238ZM14 22H13V23H14ZM65 22H66V21H65ZM77 22H76V24H77ZM88 22H89V21H88ZM121 22H122V21H121ZM130 22H131V21H130ZM157 22H158V21H157ZM161 22H162V21H161ZM161 22L159 23V25L161 24ZM179 22H180V21H179ZM181 22H182V21H181ZM183 22H184V21H183ZM183 22H182V23H183ZM252 22H253V21H252ZM9 23H10V22H9ZM47 23H48V22H47ZM47 23H46V24H47ZM82 23H83V22H82ZM123 23H124V22H123ZM141 23H142V22H141ZM141 23H140V24H141ZM164 23H165V21H164ZM166 23H168V21H166ZM166 23H165V24H166ZM171 23H172V22H171ZM176 23H177V22H176ZM236 23H238V22H236ZM236 23H235V24H236ZM240 23H241V22H239V26H238V27H240ZM242 23H244V22H242ZM246 23H247V22H246ZM4 24H5V23H4ZM69 24H71V23L69 22ZM72 24H73V23H72ZM104 24H105V23H104ZM132 24H133V23H132ZM150 24H151V22H150ZM153 24H154V23H153ZM169 24H170V23H169ZM172 24H173V23H172ZM172 24H171V25H172ZM174 24H175V23H174ZM177 24H178V23H177ZM227 24H228V23H227ZM249 24H250V21H249ZM251 24H252V23H251ZM18 25H19V23H18ZM23 25H25V24H23ZM57 25H59V24H57ZM65 25H67V23H66ZM85 25H87V24H85ZM116 25H117V24H116ZM145 25H146V24H145ZM155 25H156V24H155ZM163 25H164V24H162V26H163ZM186 25H187V24H186ZM223 25H224V24H223ZM237 25H238V24H237ZM30 26H31V25H30ZM61 26H62V25H61ZM78 26H80V25H78ZM78 26H77V27H78ZM82 26H83V25H82ZM107 26H108V25H107ZM120 26L122 27V24H121ZM123 26H124L123 28H125V25H124V24H123ZM148 26L150 27L151 25L148 24ZM166 26H168V25H166ZM172 26H173V25H172ZM174 26H175V25H174ZM178 26H181V25L179 24ZM182 26H184V25H182ZM187 26H188V25H187ZM232 26H233V24H232ZM248 26H249V25H248ZM17 27H18V26H17ZM53 27H54V26H53ZM71 27H72V25H71ZM151 27H152V26H151ZM169 27H170V25H169ZM175 27H176V26H175ZM235 27H236V26H235ZM243 27H244V26H243ZM253 27H254V26H253ZM1 28H3V27H1ZM4 28H7V27H4ZM24 28H25V26H24ZM47 28H48V27H47ZM62 28H63V27H62ZM73 28H74V27H73ZM79 28H80V27H79ZM89 28H90V27H89ZM108 28H109V26H108ZM141 28H142V27H141ZM158 28H160V26H159ZM158 28H157V30H158ZM167 28H168V27H167ZM179 28H180V27H179ZM183 28H184V27H183ZM222 28H223V27H222ZM236 28H237V27H236ZM246 28H247V27H246ZM15 29H16V28H15ZM50 29H51V28H50ZM54 29H55V28H54ZM77 29H78V28H77ZM77 29H75V30H77ZM85 29H86V28H85ZM138 29H139V28H138ZM163 29H165V28H162V30H163ZM176 29H177V28H176ZM241 29H242V27H241ZM16 30H17V29H16ZM16 30H15V31H16ZM25 30H26V29H25ZM32 30H33V29H32ZM36 30H38V29H36ZM41 30H42V29H41ZM41 30H40V33H41ZM47 30H49V29H47ZM62 30H63V29H62ZM62 30H60V31H62ZM67 30H68V29H67ZM73 30H74V29H73ZM90 30H91V29H89V31H90ZM101 30H102V29H101ZM110 30H111V29H110ZM126 30H127V29H126ZM130 30H131V29H130ZM141 30H142V29H141ZM159 30L161 31V29H159ZM167 30H168V29H167ZM180 30H182V29L180 28ZM195 30H196V29H195ZM245 30H246V29H245ZM247 30H248V29H247ZM6 31H8V30H6ZM6 31H5V32H6ZM19 31H20V30H19ZM30 31H31V30H30ZM51 31H52V30H51ZM55 31H58V28H57V30H55ZM69 31H70V30H69ZM69 31H68V32H69ZM85 31H86V30H85ZM108 31H109V30H108ZM133 31H135V30H133ZM164 31H165V30H164ZM169 31H170V30H169ZM191 31H192V30H191ZM191 31H190V32H191ZM198 31H199V30H198ZM226 31H227V30H226ZM240 31H241V30H240ZM12 32H13V31H12ZM20 32H21V31H20ZM38 32H39V31H38ZM47 32H48V31H47ZM49 32H50V30H49ZM52 32H53V31H52ZM62 32H63V31H62ZM99 32H100V31H99ZM129 32H130V31H129ZM131 32H132V31H131ZM131 32H130V33H131ZM136 32H137V31H136ZM216 32H217V31H216ZM8 33H9V32H8ZM35 33H36V32H35ZM53 33H54V32H53ZM63 33H64V32H63ZM95 33H96V32H95ZM111 33H114V32H111ZM125 33H126V32H125ZM193 33L195 34L194 31H193ZM196 33H197V31H196ZM234 33H235V32H234ZM13 34H14V33H13ZM19 34H20V33H19ZM37 34H38V33H37ZM41 34H42V33H41ZM55 34H56V33H55ZM67 34H69V33H66V36H67ZM71 34H73V33H71ZM74 34H75V33H74ZM74 34H73V35H74ZM109 34H110V33H109ZM173 34H174V33H173ZM188 34H189V32H188ZM191 34H192V33H191ZM245 34H246V33H245ZM0 35H1V34H0ZM38 35H39V34H38ZM45 35L48 36V35H50V34H46V33H45ZM45 35H44V36H45ZM51 35H53V34H51ZM64 35H65V34H64ZM81 35H83V34H81ZM103 35H104V34H103ZM113 35H115V33H114ZM200 35H201V33H200ZM202 35H203V34H202ZM240 35H241V33L239 34V36H240ZM9 36H10V35H9ZM21 36H22V35H21ZM23 36H24V35H23ZM41 36H42V35H41ZM83 36H84V35H83ZM183 36H184V35H183ZM196 36H197V35H196ZM231 36H232V35H231ZM237 36H238V35H237ZM239 36H238V37H239ZM10 37H11V36H10ZM39 37H40V36H39ZM48 37H49V36H48ZM85 37H86V35H85ZM115 37H116V36H115ZM135 37H136V36H135ZM201 37H202V36H200V38H201ZM240 37H241V36H240ZM246 37H247V36H246ZM15 38H16V37H15ZM20 38H21V37H20ZM20 38H19V39H20ZM79 38H80V37H79ZM97 38H99V37H97ZM97 38H96V39H97ZM104 38H105V36H104ZM200 38H199V39H200ZM203 38H205V37H203ZM233 38H234V37H233ZM1 39H2V38H0V40H1ZM4 39H5V38H4ZM12 39H13V38L11 37V41H12ZM16 39H17V38H16ZM40 39H41V38H40ZM48 39H49V38H48ZM55 39H57V37H55ZM55 39H54V40H55ZM72 39H74V38H72ZM77 39H78V38L76 37V40H77ZM110 39L112 40V36H111ZM115 39H116V38H115ZM148 39H149V37H148ZM152 39H153V38H151V41H152ZM51 40H53V38H52ZM51 40H50V42H51ZM166 40H167V39H166ZM166 40H165V41H166ZM169 40H170V39H168V41H169ZM177 40H179V39H177ZM197 40H198V39H197ZM217 40H218V39H217ZM231 40H232V39H231ZM239 40H240V39H239ZM3 41H4V40H3ZM68 41H69V40H68ZM73 41H75V39H74ZM97 41H98V40H97ZM100 41H101V40H100ZM142 41H143V40H142ZM148 41H149V40H148ZM156 41H158V38H157ZM165 41H164V42H165ZM240 41H241V40H240ZM248 41H249V40H248ZM4 42H5V41H4ZM7 42H8V41H7ZM20 42H21V41H19V43H20ZM35 42H37V41H35ZM52 42H53V41H52ZM54 42H55V41H54ZM76 42H78V41H76ZM94 42H95V41H94ZM140 42H141V41H140ZM144 42H145V41H144ZM149 42H150V41H149ZM172 42H173V41H172ZM176 42H177V41H176ZM199 42H201V41H199ZM199 42H198V43H199ZM33 43H34V42H33ZM37 43H38V42H37ZM43 43H44V42H43ZM60 43H61V42H60ZM60 43H59V44H60ZM95 43H96V42H95ZM105 43H106V42H105ZM105 43H103V44H105ZM152 43H153V42H152ZM152 43H149V44H152ZM162 43H163V42H162ZM169 43H170V42H169ZM169 43H168V44H169ZM179 43H180V42H179ZM196 43H197V42H196ZM238 43H239V42H238ZM238 43H237V44H238ZM240 43H241V42H240ZM243 43H244V42H242V45H243V47H244V44H243ZM253 43H254V42H253ZM261 43H262V42H261ZM7 44H8V43H7ZM12 44H14V43H12ZM38 44H39V43H38ZM41 44H42V43H41ZM53 44H54V43H53ZM62 44H63V43H62ZM71 44H72V43H71ZM74 44H75V43H74ZM88 44H89V43H88ZM90 44H92V43L90 42ZM96 44H97V43H96ZM99 44H100V43H99ZM137 44H138V43H137ZM163 44H164V43H163ZM166 44H167V43H166ZM200 44H201V43H200ZM0 45H1V44H0ZM85 45H86V44H85ZM94 45H95V44H94ZM146 45H147V44H146ZM152 45H153V44H152ZM164 45H165V44H164ZM170 45H171V44H170ZM170 45H168V46H170ZM177 45L180 46V44H177ZM230 45H231V44H230ZM2 46H3V45H2ZM8 46H9V45H8ZM13 46H14V45H13ZM26 46H27V45H26ZM40 46H41V45H40ZM47 46H48V45H47ZM47 46H46V47H47ZM57 46H58V45H57ZM67 46H68V45H67ZM67 46H66V47H67ZM99 46H100V45H99ZM103 46H104V45H102V47H103ZM157 46H158V45H157ZM166 46H167V45H166ZM179 46H178V47H179ZM187 46H188V45H187ZM202 46H203V45H202ZM226 46H227V45H226ZM245 46H246V45H245ZM35 47H37V46H35ZM53 47H55V46H53ZM141 47H142V46H141ZM151 47H152V46H151ZM153 47H154V46H153ZM162 47H164V46H162ZM172 47H173V46H172ZM172 47H169V48H171V49H170L171 52H172V49H173ZM195 47H196V46H195ZM232 47H234V46H232ZM4 48H6V46H5ZM14 48H15V47H13L12 49H14ZM18 48H19V47H18ZM24 48H25V47H24ZM32 48H34V47H32ZM43 48H44V47H43ZM58 48H59V49L61 48L60 45H59ZM70 48H71V47H70ZM80 48H81V47H80ZM96 48H97V47H96ZM100 48H101V46H100ZM100 48H98V49H100ZM137 48H138V46H137ZM160 48H161V47H160ZM169 48H168V50H169ZM240 48H241V47H240ZM252 48H253V47H252ZM255 48H256V47H255ZM0 49H1V48H0ZM51 49H52V48H51ZM64 49H65V47H64ZM81 49H82V48H81ZM88 49H89V47H88ZM90 49L92 50V48H90ZM93 49H95V47H94ZM104 49H105V48H104ZM107 49H108V48H107ZM133 49H134V48H133ZM145 49H146V48H145ZM196 49H197V47H196ZM256 49H257V48H256ZM262 49H263V48H262ZM7 50H9V47H8ZM35 50H36V49H35ZM43 50H45V49H43ZM53 50H54V49H53ZM69 50H70V49H69ZM135 50H136V49H135ZM156 50L158 51L157 48H156ZM165 50H166V48H165ZM174 50H175V48H174ZM177 50H178V49H177ZM192 50H193V49H192ZM235 50H236V47H235ZM10 51H11V49H10ZM12 51H13V50H12ZM15 51H17V49H16ZM22 51H23V50H22ZM31 51H32V50H31ZM36 51H38V50H36ZM39 51H40V50H39ZM46 51H48V50H46ZM57 51H60V50L57 49ZM94 51H95V50L92 51L93 54H94ZM96 51H97V50H96ZM193 51H194V50H193ZM211 51H213V50H211ZM242 51H243V50H242ZM252 51H253V50H252ZM261 51H262V50H261ZM2 52H3V51H2ZM2 52H1V54H2ZM17 52H18V51H17ZM40 52H41V51H40ZM70 52H71V51H70ZM90 52H91V51H90ZM97 52H98V51H97ZM104 52L106 53V51H104ZM147 52H149V51H147ZM183 52H184V50H183ZM191 52H192V51H191ZM200 52H201V51H200ZM213 52H215V51H213ZM253 52H254V51H253ZM19 53H20V52H19ZM53 53H54V52H53ZM53 53H52V54H53ZM72 53H73V52H72ZM77 53H78V52H77ZM83 53H84V52H83ZM88 53H89V52H88ZM88 53H87V54H88ZM99 53H101V52H99ZM149 53H150V52H149ZM149 53H147V54H149ZM151 53H153V52L151 51ZM158 53H160V52H158ZM167 53H168V52H167ZM185 53H187V52L185 51ZM189 53H190V52H189ZM210 53H211V52H210ZM238 53H239V52H238ZM240 53H241V51H240ZM242 53H244V52H242ZM255 53H256V52H255ZM255 53H253V54L255 55ZM16 54H17V53H16ZM48 54H50V52H49ZM54 54H55V53H54ZM54 54H53V55H54ZM62 54H63V53H62ZM67 54H68V53H67ZM73 54H74V53H73ZM85 54H86V53H85ZM85 54H84V55H85ZM102 54H103V53H102ZM131 54H132V52H131ZM147 54H146V55H147ZM190 54H192V53H190ZM190 54H189V55H190ZM258 54H260V53H258ZM7 55H8V54H7ZM20 55H21V54H20ZM38 55H40V53H39ZM50 55H51V54H50ZM58 55H59V54H58ZM84 55H83V56H84ZM90 55H91V54H90ZM98 55H99V54H98ZM133 55H134V54H133ZM153 55H154V54H153ZM171 55H172V54H171ZM185 55H186V54H185ZM240 55H241V54H240ZM261 55H262V52H261ZM263 55H264V54H263ZM40 56H41V55H40ZM60 56H61V55H60ZM60 56H59V57H60ZM71 56H72V55H71ZM75 56H76V55H75ZM100 56H101V55H100ZM104 56H105V55H104ZM154 56H155V55H154ZM166 56H167V55H166ZM169 56H170V55H169ZM176 56H177V55H176ZM176 56H175V57H176ZM191 56H192V55H191ZM208 56H211V55L209 54ZM212 56H213V55H212ZM250 56H252V55H250ZM255 56H256V55H255ZM44 57H45V56H44ZM50 57H52V56H50ZM73 57H74V56H73ZM97 57L99 58V56H97ZM133 57H134V56H132V58H133ZM140 57H142V56H140ZM145 57H146V56H145ZM145 57H144V58H145ZM149 57H150V55H149ZM156 57H157V56H156ZM187 57H188V56H187ZM214 57H215V56H214ZM236 57H237V55H236ZM261 57H262V56H261ZM9 58H10V57H9ZM9 58H8V59H9ZM27 58H28V57H27ZM41 58H43V57H41ZM81 58H82V57H81ZM86 58H87V57H86ZM95 58H96V56H95ZM107 58H108V55H107ZM132 58H131V59H132ZM157 58L160 59V57H157ZM165 58H166V57H165ZM216 58H217V56H216ZM246 58H247V57H246ZM246 58L243 59V60H246ZM255 58H256V57H255ZM263 58H264V57H263ZM11 59H12V58H11ZM34 59H35V58H34ZM46 59H47V58H46ZM46 59H45V60H46ZM50 59H51V58H50ZM57 59H58V58H57ZM68 59H70V58H67V60H68ZM83 59H84V57H83ZM128 59H129V58H128ZM131 59H130V60H131ZM178 59H179V58H178ZM178 59H177V60H178ZM184 59H185V58H184ZM202 59H204V58H202ZM207 59H208V58H206V61H207ZM217 59H218V58H217ZM259 59H260V58H259ZM6 60H7V59H6ZM38 60H39V59H38ZM41 60H42V59H41ZM43 60H44V59H43ZM55 60H56V58H55ZM71 60H72V59H71ZM78 60H80V59H78ZM78 60H77V61H78ZM92 60H93V59H92ZM95 60H96V59H95ZM144 60H145V59H144ZM166 60H167V59H166ZM179 60H180V59H179ZM241 60H242V59H241ZM254 60H255V59H254ZM260 60H262V59H260ZM2 61H4V60H2ZM11 61H12V60H11ZM33 61H34V60H33ZM57 61H58V60H57ZM69 61H70V60H69ZM80 61H81V60H80ZM113 61H115V60H113ZM132 61H133V60H131V62H132ZM153 61H155V60H153ZM153 61H152V62H153ZM159 61H160V60H159ZM174 61H175V60H174ZM197 61H198V60H197ZM211 61H212V59H211ZM215 61H216V59H215ZM256 61H257V60H256ZM5 62H6V61H5ZM18 62H19V61H18ZM48 62L50 63L51 61H48ZM70 62H71V61H70ZM127 62H128V61H127ZM161 62H162V60H161ZM195 62H196V61H195ZM7 63H8V62H7ZM39 63H40V62H39ZM58 63H59V62H58ZM85 63H87V61H86ZM85 63H84V64H85ZM91 63H92V62H91ZM93 63H95V62H93ZM96 63H97V62H96ZM113 63H115V62H113ZM117 63H118V62H117ZM122 63H123V62H122ZM128 63H129V62H128ZM128 63H127V64H128ZM148 63H149V62H148ZM177 63H178V62H177ZM204 63H205V62H204ZM247 63H248V62H247ZM249 63H250V61H249ZM252 63H253V61H252ZM51 64H53V63H51ZM54 64H55V62H54ZM106 64H108V63H106ZM118 64H119V63H118ZM130 64H131V63H130ZM162 64H163V63H162ZM164 64H165V63H164ZM170 64H171V63H170ZM173 64H175V63H173ZM212 64H214V63H212ZM256 64H257V63H256ZM256 64H255L254 66H256ZM38 65H39V64H38ZM46 65L48 66V63H47ZM69 65H70V63H69ZM157 65H158V64H157ZM189 65H190V64H189ZM194 65H195V64H194ZM198 65H200V62H199ZM215 65H216V64H215ZM248 65H249V64H248ZM52 66H53V65H52ZM75 66H76V65H75ZM87 66H88V65H87ZM126 66H127V65H126ZM130 66H131V65H130ZM155 66H156V65H155ZM173 66H174V65H173ZM175 66H176V65H175ZM7 67H8V66H7ZM9 67H10V66H9ZM12 67H13V66H12ZM45 67H46V66H45ZM56 67H57V66H56ZM108 67H109V66H108ZM184 67H185V66H184ZM195 67H196V66H195ZM200 67H201V66H200ZM212 67H213V66H212ZM212 67H211V68H212ZM43 68H44V67H43ZM70 68H71V66H70ZM83 68H84V66H83ZM133 68H134V67H133ZM158 68H159V66H158ZM192 68H193V67H192ZM249 68H250V66H249ZM261 68H262V67H261ZM14 69H16V68H14ZM116 69H117V68H116ZM119 69H120V67H119ZM127 69H128V68H127ZM130 69H131V68H130ZM159 69H160V68H159ZM170 69H171V68H170ZM174 69H175V68H174ZM177 69H178V68H177ZM177 69H176V73H177ZM186 69H187V66H186ZM196 69H197V68H196ZM200 69H202V68H200ZM251 69H253L252 66H251ZM40 70H41V69H40ZM77 70H78V69H77ZM81 70H82V69H81ZM85 70H86V69H85ZM85 70H84V71H85ZM88 70H90V69H88ZM91 70H92V69H91ZM109 70H110V69H109ZM138 70H139V69H138ZM156 70H157V68H156ZM156 70H155V72H156ZM198 70H199V68H198ZM249 70H250V69H248V72H249ZM12 71H14V70H12ZM32 71H34V70H32ZM82 71H83V70H82ZM99 71H100V69H99ZM114 71H116V70H114ZM129 71H130V70H129ZM140 71H141V70H140ZM140 71H139V72H140ZM159 71H160V70H159ZM168 71H169V69H168ZM263 71H264V70H263ZM36 72H37V69H36ZM86 72H87V71H86ZM90 72L92 73V71H90ZM100 72H101V71H100ZM116 72H117V71H116ZM133 72H134V71H133ZM133 72H132V74H133ZM171 72H173V70H172ZM209 72H211V71H209ZM11 73H13V72H11ZM30 73H31V72H30ZM61 73H62V72H61ZM78 73H79V71H78ZM87 73H88V72H87ZM119 73H121L120 70H119ZM130 73H131V71H130ZM189 73H190V72H189ZM199 73H200V72H199ZM249 73H250V72H249ZM261 73H262V72H261ZM37 74H38V73H37ZM39 74H40V72H39ZM39 74H38V75H39ZM70 74H71V73H70ZM72 74H73V73H72ZM80 74H81V73H80ZM97 74H98V73H97ZM102 74H103V73H102ZM114 74H115V72H114ZM132 74H131V75H132ZM148 74H149V72H148ZM159 74H160V73H159ZM159 74H158V75H159ZM195 74H196V73H195ZM200 74H201V73H200ZM213 74H214V73H213ZM213 74H212V76H213ZM217 74H218V73H217ZM251 74H252V73H251ZM256 74H257V73H256ZM263 74H264V73H263ZM61 75H62V74H61ZM61 75H60V76H61ZM68 75H69V74H68ZM75 75H76V74H75ZM78 75H79V74H78ZM115 75H116V74H115ZM134 75H135V72H134ZM156 75H157V74H156ZM186 75H187V74H186ZM197 75H199V74H197ZM87 76H88V75H87ZM91 76H92V75H91ZM91 76H89V77H91ZM117 76H120V75H117ZM117 76H116V77H117ZM123 76H124V74H123ZM136 76H137V75H136ZM193 76H194V75H193ZM250 76H251V75H250ZM261 76H263V75H261ZM19 77H20V76H18L17 78H19ZM67 77H68V76H67ZM80 77H81V76H80ZM102 77H103V76H102ZM120 77H122V76H120ZM134 77H135V76H134ZM134 77H133V78H134ZM159 77H160V76H159ZM199 77H200V76H199ZM216 77H217V75H216ZM9 78H10V77H9ZM11 78H12V77H11ZM20 78H21V77H20ZM42 78H43V77H42ZM92 78L94 79V77H92ZM99 78H100V77H99ZM105 78H106V77H105ZM105 78H104V79H105ZM136 78H137V77H136ZM138 78H139V77H138ZM138 78H137V79H138ZM172 78H173V77H172ZM252 78H253V76H252ZM13 79H14V77H13ZM104 79H103V81H104ZM118 79H120V78H118ZM127 79H128V78H127ZM137 79H135V81H137ZM149 79H150V78H149ZM165 79H167V78L165 77ZM185 79H186V77H185ZM32 80H34V79H32ZM36 80H37V79H36ZM38 80H41V81H42L43 79H39V78H38ZM47 80H48V79H47ZM47 80H46V81H47ZM49 80L51 81V79H49ZM68 80H69V79H68ZM78 80H79V79H78ZM81 80H82V79H81ZM91 80H92V79H91ZM130 80H131V79H130ZM132 80H133V79H132ZM156 80H158V79H155V81H156ZM183 80H184V79H183ZM218 80H219V79H218ZM218 80H216V81L219 82ZM249 80L251 81V79H249ZM263 80H264V79H263ZM263 80H262V81H263ZM9 81H10V80H8V82H9ZM87 81H88V80H87ZM89 81H90V80H89ZM105 81H107V80L105 79ZM111 81H112V80H111ZM135 81H134V82H135ZM164 81H165V80H164ZM171 81H172V80H171ZM212 81H213V80H212ZM262 81H260V83H261ZM12 82H13V81H12ZM18 82H19V81H18ZM18 82H17V84H18ZM20 82H21V81H20ZM32 82H33V81H32ZM42 82H43V81H42ZM82 82H83V81H82ZM112 82H113V81H112ZM156 82H157V81H156ZM156 82H155V83H156ZM158 82H159V81H158ZM179 82H180V80H179ZM251 82H252V81H251ZM251 82H250V83H251ZM0 83H3V82H0ZM4 83H5V82H4ZM9 83H10V82H9ZM25 83H27V82H25ZM30 83H31V82H30ZM30 83H29V84H30ZM59 83H60V82H59ZM85 83H86V78H85ZM109 83H110V82H109ZM147 83H148V82H147ZM191 83H192V82H191ZM199 83H200V82H199ZM260 83H259V84H260ZM22 84H23V82H22ZM27 84H28V83H27ZM43 84H46V82H44ZM79 84H80V83H79ZM89 84H91V83H89ZM103 84H105V83H103ZM121 84H122V83H121ZM131 84H132V82H131ZM143 84H144V83H143ZM167 84H168V82H167ZM170 84H171V83H170ZM197 84H198V83H197ZM216 84H217V83H216ZM11 85H13V84H11ZM23 85H25V84H23ZM46 85H48V84H46ZM50 85H52V84H50ZM54 85H55V84H54ZM56 85H57V84H56ZM67 85H69V84H67ZM76 85H77V84H76ZM81 85H83V83H82ZM84 85H85V84H84ZM111 85H112V84H111ZM127 85H128V84H127ZM129 85H130V83H129ZM146 85H147V84H146ZM179 85H180V84H179ZM217 85H218V84H217ZM254 85H257V84H254ZM4 86H5V85H4ZM6 86H7V85H6ZM37 86H38V85H37ZM100 86H101V85H100ZM130 86H132V85H130ZM135 86H136V85H135ZM171 86H172V85H171ZM198 86H199V85H198ZM31 87H32V86H31ZM45 87H46V86H45ZM52 87H53V86H52ZM92 87H93V86H92ZM110 87H111V86H110ZM110 87L108 86V88H110ZM112 87H113V86H112ZM117 87H118V86H117ZM117 87H116V88H117ZM132 87H133V86H132ZM143 87H144V86H143ZM180 87H181V86H180ZM208 87H209V86H208ZM212 87H213V86H212ZM235 87H236V86H235ZM239 87H241V86H239ZM10 88H12V87L10 86ZM21 88H23V87H21ZM36 88H37V87H36ZM40 88H41V87H40ZM40 88H39V89H40ZM89 88H90V87H89ZM93 88H94V87H93ZM103 88H104V87H103ZM122 88H123V87H121V89H122ZM130 88H131V87H129V89H130ZM135 88H136V87H135ZM151 88H152V87H151ZM154 88H155V86H154ZM174 88H175V87H174ZM3 89H4V88H3ZM5 89H7V87H6ZM12 89H13V88H12ZM12 89H11V90H12ZM14 89H15V88H14ZM14 89H13V90H14ZM24 89H25V88H24ZM29 89H30V87H29ZM37 89H38V88H37ZM42 89H43V87H42ZM46 89H47V88H46ZM51 89H52V88H51ZM110 89H111V88H110ZM131 89H132V88H131ZM139 89H140V88H139ZM172 89H173V88H172ZM181 89H182V88H181ZM184 89H185V88H184ZM208 89H209V88H208ZM244 89H246V88H244ZM7 90H8V89H7ZM13 90H12V91H13ZM18 90H19V89H18ZM88 90L90 91V89H88ZM93 90H94V89H93ZM100 90H101V89H100ZM104 90H105V89H104ZM104 90H103V91H104ZM119 90H120V89H119ZM124 90H125V89H124ZM124 90H123V92H124ZM132 90H133V89H132ZM135 90H136V89H135ZM143 90H144V89H143ZM146 90H147V89H146ZM201 90H202V89H201ZM219 90H220V89H219ZM238 90H239V88H238ZM240 90H241V89H240ZM16 91H17V90H16ZM42 91H43V90H42ZM55 91H56V90H55ZM55 91H54V92H55ZM95 91H96V90H95ZM105 91H109V90H105ZM126 91H128V90L126 89ZM133 91H134V90H133ZM144 91H145V90H144ZM212 91H213V90H212ZM3 92H4V91H2V93H3ZM14 92H15V91H14ZM14 92H13V93H14ZM45 92H46V90H45ZM63 92H64V91H63ZM98 92H99V91H98ZM100 92H101V91H100ZM115 92H116V91H115ZM138 92H139V91H138ZM141 92H142V91H141ZM141 92H140V93H141ZM149 92H150V91H149ZM179 92H180V91H179ZM186 92H187V91H186ZM0 93H1V92H0ZM8 93H10V91H9ZM16 93H17V92H16ZM19 93H20V92H19ZM21 93H22V92H21ZM37 93H38V92H37ZM43 93H44V92H43ZM81 93H82V91H81ZM93 93H94V92H93ZM117 93H118V92H117ZM151 93H152V92H151ZM151 93H150V94H151ZM187 93H188V92H187ZM202 93H203V91H202ZM11 94H12V92H11ZM11 94H10V96H11ZM31 94H32V93H31ZM44 94H46V93H44ZM44 94H42V96H43ZM85 94H86V93H85ZM101 94H102V93H101ZM108 94H109V93H107L106 95H108ZM123 94H124V93H123ZM123 94H122V92H121L120 95H123ZM125 94H127V93H125ZM150 94H149V95H150ZM167 94H168V93H167ZM203 94H204V93H203ZM0 95H1V94H0ZM3 95H5V92H4ZM7 95H8V94H7ZM17 95H18V94H16V97H17ZM22 95H23V94H22ZM35 95H36V94H35ZM46 95H47V94H46ZM53 95L55 96V94H53ZM62 95H63V94H62ZM65 95H66V94H65ZM81 95H82V94H81ZM91 95H92V92H91ZM91 95H90V96H91ZM120 95H119V96H120ZM135 95H136V94H135ZM143 95H144V94H143ZM146 95H147V94H146ZM181 95H182V94H181ZM208 95H209V94H208ZM10 96H9V98H10ZM14 96H15V95H14ZM31 96H32V95H31ZM42 96H41V97H42ZM96 96H97V94H96ZM108 96H111V95H108ZM114 96H115V95H114ZM116 96H117V95H116ZM141 96H142V95H140V97H141ZM153 96H154V95H153ZM184 96H185V95H184ZM16 97H15V98H16ZM33 97H34V95H33ZM33 97H32V99H33ZM38 97H39V96H38ZM56 97H57V96H56ZM66 97H67V96H65V100H66ZM102 97H103V96H102ZM102 97H100V98L102 99ZM120 97H121V96H120ZM125 97H126V96H125ZM149 97H152V96L150 95ZM155 97H157V96L155 95V96L152 98V102H153V99L155 100ZM158 97H159V96H158ZM36 98H37V97H36ZM48 98H49V97H48ZM48 98H47V99H48ZM57 98H58V97H57ZM89 98H90V97H89ZM92 98H93V97H92ZM94 98H95V97H94ZM141 98H142V97H141ZM186 98H187V97H186ZM202 98H203V97H202ZM211 98H212V97H211ZM105 99H106V98H105ZM146 99H148V98H146ZM166 99H167V98H166ZM184 99H185V98H184ZM199 99H200V98H199ZM208 99H210V97H209ZM218 99H219V98H218ZM236 99H237V97H236ZM9 100H10V99H9ZM45 100H46V99H45ZM81 100H82V99H81ZM94 100H96V99H94ZM103 100H104V99H103ZM126 100H127V99H126ZM139 100H140V99H139ZM144 100H145V99H144ZM164 100H165V99H164ZM167 100H168V99H167ZM185 100H186V99H185ZM197 100H198V99H197ZM38 101H39V100H38ZM51 101H52V100H51ZM54 101H55V100H54ZM54 101H53V102H54ZM96 101H97V100H96ZM105 101H106V100H105ZM111 101H112V100H111ZM111 101H110V102H111ZM120 101H121V100H120ZM156 101L158 102V100H156ZM156 101H155V102H156ZM186 101H187V100H186ZM192 101H193V100H192ZM200 101H201V100H200ZM15 102H16V100H15ZM33 102L35 103V101H33ZM47 102H48V101H47ZM56 102H57V101H56ZM110 102H109V104H110ZM113 102H114V101H113ZM141 102H142V101H141ZM145 102H146V101H145ZM145 102H144V103H145ZM148 102L151 103V101H148ZM168 102H169V101H168ZM205 102H206V101H205ZM223 102H224V101H223ZM24 103H25V102H24ZM36 103H38V102H36ZM36 103H35V104H36ZM48 103H49V102H48ZM48 103H47V104H48ZM115 103H116V102H115ZM146 103H147V102H146ZM146 103H145V104H146ZM191 103H192V102H191ZM212 103H213V102H210L209 104H212ZM217 103H218V102H217ZM229 103H230V102H229ZM242 103H243V102H242ZM50 104H51V103H49L48 105H50ZM52 104H53V103H52ZM52 104H51V105H52ZM97 104H98V103H97ZM148 104H149V103H148ZM151 104H152V103H151ZM159 104H160V103H159ZM193 104H194V103H193ZM219 104H220V102H219ZM232 104H233V103H232ZM22 105H23V104H22ZM25 105H26V104H25ZM37 105H38V104H37ZM37 105H36V106H37ZM48 105H47V106H48ZM51 105H50V106H51ZM53 105H55V104H53ZM56 105H57V104H56ZM63 105H64V104H63ZM101 105H102V103H101ZM111 105H112V104H111ZM117 105H118V104H117ZM117 105H116V106H117ZM119 105H120V104H119ZM126 105H127V104H126ZM136 105H137V104H136ZM153 105H154V104H153ZM223 105H224V104H223ZM14 106H15V105H14ZM23 106H24V105H23ZM43 106H45V105H43ZM50 106H49V107H50ZM95 106H96V105H95ZM98 106H99V105H98ZM98 106H96V107H97L96 109H98ZM102 106H104V105H102ZM109 106H110V105H109ZM123 106H125V105H123ZM225 106H226V105H225ZM259 106H261V105H259ZM263 106H264V105H263ZM263 106H262V107H263ZM4 107H5V106H4ZM8 107L11 108V106H9V105H8ZM15 107H16V106H15ZM52 107H53V106H52ZM54 107H55V106H54ZM69 107H70V106H69ZM110 107H111V106H110ZM140 107H141V106H140ZM150 107H151V105H150ZM193 107H195V106H193ZM230 107H231V106H230ZM250 107H251V106H250ZM93 108H94V107H93ZM104 108H105V107H104ZM112 108H113V107H112ZM114 108H115V107H114ZM114 108H113V109H114ZM119 108H120V107H119ZM122 108H123V107H122ZM144 108H145V107H144ZM146 108H148V107L146 106ZM146 108H145V110H146ZM162 108H163V107H162ZM214 108H215V107H214ZM218 108H219V107H218ZM254 108H255V107H254ZM20 109H21V108H20ZM43 109H44V107H43ZM47 109H48V108H47ZM94 109H95V108H94ZM115 109H116V108H115ZM155 109H156L157 111H159V110L156 108V105H155ZM195 109H196V108H195ZM204 109H205V108H204ZM207 109H208V108H207ZM209 109H210V108H209ZM209 109H208V110H209ZM212 109H213V108H212ZM220 109H221V107H220ZM222 109H224V108H222ZM243 109H244V108H243ZM243 109H242V110H243ZM5 110H6V109H5ZM5 110H4V111H5ZM11 110H12V109H11ZM21 110H22V109H21ZM38 110H39V109H38ZM49 110H50V109H49ZM140 110H141V109H140ZM148 110H149V108H148ZM151 110H153V109L151 108ZM208 110H207V111H208ZM214 110H215V109H214ZM217 110H218V109H217ZM258 110H259V109H258ZM262 110H263V109H262ZM15 111H16V110H15ZM39 111H40V110H39ZM117 111H118V110H117ZM126 111H128V110L126 109ZM149 111H150V110H149ZM215 111H216V110H215ZM251 111H252V110H251ZM253 111H255V110L253 109ZM6 112H7V111H6ZM9 112H10V111H9ZM9 112H8V113H9ZM24 112H25V111H24ZM34 112H36V111H34ZM110 112H111V111H110ZM118 112H119V111H118ZM139 112H140V111H139V109H138V114H139ZM150 112H152V111H150ZM154 112H155V110H154ZM159 112H160V111H159ZM191 112H192V109H191ZM210 112H211V111H210ZM219 112H220V110H219ZM21 113H22V112H21ZM52 113H53V112H52ZM67 113H68V112H67ZM103 113L105 114V112H103ZM188 113H189V112H188ZM203 113H204V112H203ZM214 113H215V112H214ZM216 113H218V112H216ZM224 113H225V112H224ZM228 113H229V112H228ZM255 113H257V112H255ZM32 114H33V113H32ZM45 114H46V113H45ZM92 114H93V113H92ZM117 114H118V113H117ZM120 114H121V110H120ZM153 114H154V113H153ZM163 114H164V113H163ZM219 114H220V113H219ZM219 114H218V115H219ZM261 114H262V113H261ZM63 115H64V114H63ZM67 115H68V114H67ZM93 115H95V114H93ZM97 115H98V113H97ZM99 115L101 116V113H100ZM107 115H108V114H107ZM107 115H105V116L107 117ZM115 115H116V114H115ZM123 115H124V114H123ZM128 115H129V114H128ZM135 115H136V114H135ZM166 115H167V114H166ZM166 115H165V116H166ZM224 115H226V114H224ZM227 115H228V114H227ZM248 115H249V114H248ZM252 115H253V114H252ZM34 116H35V115H34ZM36 116H38V115H36ZM49 116H50V115H49ZM117 116H118V115H117ZM117 116H116V117H117ZM158 116H159V115H158ZM209 116H210V115H209ZM229 116H230V115H229ZM1 117H2V116H1ZM19 117L22 118L23 116L21 117V116L19 115ZM25 117H26V116H25ZM53 117L55 118L56 116L54 115ZM68 117H69V116H68ZM94 117H95V116H94ZM106 117H105V118H106ZM155 117H156V116H155ZM166 117H167V116H166ZM252 117H254V115H253ZM255 117H256V115H255ZM263 117H264V116H263ZM30 118H31V117H30ZM35 118H36V117H35ZM35 118H34V119H35ZM49 118H50V117H49ZM59 118H60V117H59ZM97 118H98V117H97ZM101 118H102V117H101ZM123 118H124V117H123ZM184 118H185V117H184ZM186 118H188V117H186ZM215 118L217 119V117H215ZM221 118H222V117H221ZM230 118H231V117H230ZM256 118H257V117H256ZM36 119H37V118H36ZM36 119H35V120H36ZM70 119H71V118H70ZM109 119H110V118H109ZM113 119H114V118H113ZM116 119H117V118H116ZM159 119H164V118H159ZM159 119H158V120H159ZM194 119H195V118H194ZM232 119H233V117H232ZM251 119H252V118H251ZM26 120H27V119H26ZM32 120H33V119H32ZM32 120H31V121H32ZM40 120H41V119H40ZM42 120H43V119H42ZM42 120H41V121H42ZM57 120H58V119H57ZM66 120H67V119H66ZM71 120H72V119H71ZM71 120H70V121H71ZM103 120H104V119H103ZM105 120H106V119H105ZM165 120H166V119H165ZM183 120H184V119H183ZM241 120H242V119H241ZM263 120H264V119H263ZM10 121H11V120H10ZM12 121H13V120H12ZM12 121H11V122H12ZM31 121L29 120V122H31ZM58 121H60V119H59ZM97 121H98V120H97ZM116 121H117V120H116ZM116 121H115V122H116ZM119 121H120V120H119ZM119 121H118V122H119ZM134 121H135V120H134ZM151 121H152V120H151ZM160 121H162V120H160ZM166 121H167V120H166ZM170 121H171V120H170ZM172 121H173V120H172ZM214 121H215V119H214ZM216 121H217V120H216ZM29 122H28V123H29ZM33 122H35V121L33 120ZM36 122L38 123V121H36ZM46 122L48 123V121H46ZM60 122H61V121H60ZM72 122H73V121H72ZM72 122H71V123H72ZM100 122H101V121H100ZM102 122H103V121H102ZM105 122L107 123V120H106ZM105 122H104V124H105ZM154 122L157 124L156 121H154ZM154 122H153V123H154ZM188 122H189V121H188ZM217 122H218V121H217ZM250 122H251V121H250ZM250 122H249V123H250ZM3 123H4V122H3ZM13 123H14V121H13ZM13 123H12V124H13ZM20 123H21V122H20ZM26 123H27V122H26ZM37 123H36L35 126H37ZM39 123H40V122H39ZM56 123H57V121H56ZM61 123H62V122H61ZM64 123H66V122L64 121ZM68 123L70 124V122H68ZM164 123H165V122H164ZM169 123H170V122H169ZM182 123H183V122H182ZM190 123H192V122H190ZM218 123H219V122H218ZM240 123H242V122L240 121ZM247 123H248V122H247ZM249 123H248V124H249ZM23 124H24V123H23ZM31 124H32V123H31ZM54 124H55V123L53 122V125H54ZM58 124H59V123H58ZM115 124H116V123H115ZM131 124H132V123H131ZM143 124H144V123H143ZM148 124H149V123H148ZM165 124H166V123H165ZM172 124H173V123H172ZM183 124H184V123H183ZM238 124H239V123H238ZM28 125H29V124H27V126H28ZM40 125H41V124H40ZM40 125H39V126H40ZM49 125H51V124H49ZM61 125H63V124H61ZM72 125H73V124H72ZM113 125H114V124H113ZM134 125H136V124H134ZM158 125H159V123H158ZM158 125H157V126H158ZM166 125H167V124H166ZM208 125H209V124H208ZM241 125H242V124H241ZM31 126H32V125H31ZM54 126H55V125H54ZM65 126H66V125H65ZM126 126H127V125H126ZM137 126H138V125H137ZM143 126H145V125H143ZM185 126H186V125H185ZM211 126H212V125H211ZM246 126H247V125H246ZM263 126H264V125H263ZM1 127H2V126H1ZM4 127H5V126H4ZM28 127H29V126H28ZM28 127L25 126V128H27V129H28ZM33 127H34V126H33ZM41 127H42V125H41ZM46 127H47V125H46ZM56 127H57V126H56ZM56 127H55V128H56ZM59 127H60V126H59ZM59 127H57V128L59 129ZM66 127H68V126H66ZM115 127H116V126H115ZM115 127H114V129H115ZM129 127H130V125H129ZM135 127H136V126H135ZM141 127H142V126H141ZM172 127H174V124L172 125ZM182 127H183V126H182ZM193 127H194V126H193ZM193 127H191V128H193ZM201 127H202V126H201ZM6 128H7V127H6ZM21 128H22V126H21ZM30 128H31V127H30ZM37 128H38V126H37ZM43 128H44V127H43ZM50 128H51V127H50ZM78 128H79V127H78ZM116 128H117V127H116ZM136 128H137V127H136ZM144 128H145V127H144ZM165 128H166V127H165ZM183 128H184V127H183ZM189 128H190V127H189ZM227 128H228V127H227ZM263 128H264V127H263ZM1 129H3V127H2ZM1 129H0V130H1ZM12 129H13V127H12ZM12 129H11V127H10V130H11V131H9V132H12ZM17 129H18V128H17ZM51 129H52V128H51ZM51 129H50L49 131H51ZM65 129H66V128H65ZM71 129H72V128H71ZM73 129H74V128H73ZM79 129H80V128H79ZM125 129H126V128H125ZM132 129H133V128H132ZM137 129H138V128H137ZM140 129H141V128H140ZM145 129H146V128H145ZM162 129H163V128H162ZM225 129H226V128H225ZM228 129H230V128H228ZM234 129H235V128H234ZM237 129L239 130V128H237ZM243 129H244V127H243ZM13 130H14V129H13ZM38 130H39V129H38ZM42 130L44 131V129H42ZM47 130H48V127L46 128V131H47ZM67 130H68V129H67ZM129 130H130V129H129ZM133 130H135V129H133ZM138 130H139V129H138ZM141 130H142V129H141ZM146 130H149V129H146ZM166 130H167V129H166ZM187 130H188V129H187ZM204 130H205V129H204ZM222 130H223V129H222ZM226 130H227V129H226ZM244 130H245V129H244ZM3 131H4V129H3ZM15 131H17V130H15ZM15 131H14V132H15ZM26 131H27V130H26ZM33 131H34V129H33ZM33 131H31V129H30V132H33ZM55 131H57V130H55ZM55 131H54V132H55ZM62 131H63V130H62ZM64 131H65V130H64ZM158 131H159V130H158ZM164 131H165V130H164ZM170 131H171V128H170ZM236 131H237V130H236ZM245 131H246V130H245ZM248 131H249V130H248ZM248 131H247V132H248ZM14 132H13V133H14ZM23 132H24V131H23ZM28 132H29V131H28ZM36 132H37V131H36ZM114 132H115V131H114ZM128 132H129V131H128ZM140 132H141V131H140ZM143 132H145V131H143ZM143 132H141V133L143 134ZM146 132H147V131H146ZM149 132H150V131H149ZM161 132H162V131H161ZM166 132H167V131H166ZM168 132H169V131H168ZM187 132H188V131H187ZM259 132H260V131H259ZM259 132H258V133H259ZM1 133H2V130H1ZM6 133H7V132H6ZM25 133H26V132H24V135H25ZM37 133H38V132H37ZM44 133H45V132H44ZM49 133H50V132H49ZM70 133H71V131H70ZM147 133H148V132H147ZM232 133H233V132H232ZM33 134H34V133H33ZM41 134H42V133H41ZM51 134H52V133H51ZM65 134H66V133H65ZM74 134H75V132H74ZM136 134H137V133H136ZM136 134H135V135H136ZM152 134H153V133H152ZM207 134H208V133H207ZM207 134H206V135H207ZM228 134H229V133H228ZM252 134H253V133H252ZM252 134H251V135H252ZM3 135H4V134H3ZM14 135H15V134H14ZM19 135H20V134H19ZM27 135H28V134H27ZM35 135H36V133H35ZM35 135H34V136H35ZM42 135H43V134H42ZM42 135H41V136H42ZM44 135H45V134H44ZM44 135H43V136H44ZM46 135H47V134H46ZM57 135H58V134H57ZM59 135H60V134H59ZM63 135H64V134H63ZM67 135H68V134H67ZM67 135H66V136H67ZM69 135H70V134H69ZM129 135H130V133H129ZM135 135H134V136H135ZM150 135H151V133H150ZM150 135H149V136H150ZM166 135H168V133H167ZM10 136H11V135H10ZM25 136H26V135H25ZM25 136H24V137H25ZM38 136H39V134H38ZM41 136H39V137H41ZM131 136H132V135H131ZM137 136H138V135H137ZM145 136H146V134L144 135V137H145ZM183 136H185V135H183ZM183 136H182V137H183ZM223 136H224V135H223ZM3 137H4V136H3ZM11 137H12V136H11ZM27 137H28V136H27ZM54 137H55V136H54ZM63 137H64V136H63ZM70 137H71V136H70ZM73 137H74V136H73ZM87 137H88V139L91 141L90 155H91V158H92L94 171H96L98 168H101V167H102V159H101V155H100V154H101V149H102V147L104 146V144H106L105 141H106L107 138H108V133H107L106 131L103 130V127H102L100 124H95V125L93 126V131H92V133L89 132L88 135H87ZM110 137H112V136H110ZM132 137H133V136H132ZM142 137H143V136H142ZM179 137H180V136H179ZM187 137H189V136H187ZM187 137H186V138H187ZM197 137H198V135H197ZM8 138H9V137H8ZM8 138H7V140H8ZM21 138H22V137H21ZM21 138H20V139H21ZM30 138H31V136H30ZM33 138H34V137H33ZM33 138H32V139H33ZM51 138H53V134H52V137H51ZM136 138H137V137H136ZM138 138H139V137H138ZM223 138H224V137H223ZM232 138H233V137H232ZM11 139H12V138H11ZM37 139H38V138H37ZM39 139H40V138H39ZM42 139H43V138H42ZM64 139H65V138H64ZM134 139H135V138H134ZM134 139H133V140H134ZM171 139H172V137H171ZM253 139H254V138H253ZM253 139H252V140H253ZM17 140H18V138H17ZM28 140H29V139H28ZM30 140H31V139H30ZM52 140H54V139H52ZM58 140H59V139H58ZM58 140H57V141H58ZM70 140L72 141V139H70ZM79 140H81V139H79ZM133 140H132V141H133ZM137 140H138V139H137ZM148 140H150V139H148ZM148 140H147V141H148ZM154 140H155V139H154ZM157 140H158V139H157ZM180 140H182V139H180ZM185 140H187V139H185ZM185 140H184V141H185ZM227 140H228V139H227ZM227 140H226V141H227ZM2 141H3V139H2ZM11 141H13V140H11ZM18 141H19V140H18ZM22 141H23V140H22ZM35 141L38 142L39 140H38V141L35 140ZM41 141H42V140H41ZM41 141H40V142H41ZM46 141H47V140H46ZM60 141H61V143H62V140H60ZM108 141H109V140H108ZM108 141H107V142H108ZM140 141H141V143H142L143 139H141ZM144 141H145V139H144ZM173 141H174V140H173ZM182 141H183V140H182ZM195 141H196V140H195ZM199 141H200V140H199ZM199 141H198V142H199ZM208 141H209V140H208ZM36 142H35V143H36ZM40 142H39V143H40ZM129 142H130V140H129ZM161 142H162V141H161ZM169 142H170V141H169ZM192 142H193V140H192ZM255 142H256V141H254V144H255ZM9 143H10V142H9ZM21 143H22V142H21ZM25 143H26V142H25ZM42 143H43V142H42ZM46 143H48V142H46ZM50 143H51V139H50ZM50 143H49V144H50ZM54 143H55V142H54ZM59 143H60V142H59ZM63 143H65V141H64ZM63 143H62V145H63ZM68 143H69V142H68ZM77 143H78V141H77ZM131 143H132V142H131ZM137 143H139V141H138ZM144 143H145V142H144ZM144 143H143V144H144ZM165 143H166V142H165ZM173 143H174V142H173ZM189 143H191V141H190ZM193 143H194V142H193ZM222 143H223V142H222ZM222 143H221V144H222ZM229 143H230V142H229ZM247 143H248V141H247ZM261 143H262V142H261ZM2 144H3V143H2ZM23 144H24V143H23ZM79 144H80V143H79ZM163 144H164V143H163ZM167 144H168V142H167ZM199 144H200V142H199ZM231 144H232V143H231ZM235 144H236V143H235ZM245 144H246V143H245ZM254 144H253V145H254ZM3 145H4V144H3ZM3 145H2V146H3ZM34 145H35V144H34ZM40 145H41V144H40ZM47 145H48V144H47ZM50 145H51V144H50ZM80 145H82V143H81ZM184 145H186V144H184ZM206 145H207V144H206ZM229 145H230V144H229ZM248 145H250V143H249ZM258 145H259V144H258ZM10 146H11V145H10ZM44 146H46V144H45ZM44 146L41 145V147H44ZM64 146H65V145H64ZM66 146H67V145H66ZM66 146H65V147H66ZM76 146H77V148L80 147V146L78 147V145H76ZM159 146H161V145H159ZM163 146H164V145H163ZM167 146H168V145H167ZM171 146H174V145H171ZM171 146H170V147H171ZM187 146H188V145H187ZM195 146H196V145H195ZM259 146H260V145H259ZM259 146H258V148H260ZM5 147H7V146H5ZM27 147H29V146H27ZM35 147H36V145H35ZM37 147H39V146L37 145ZM52 147H53V146H52ZM65 147H63V148H65ZM82 147H83V145H82ZM82 147H80L81 150H83ZM84 147H85V146H84ZM129 147H132V146H129ZM204 147H206V146H204ZM204 147H203V149H204ZM212 147H213V146H212ZM252 147H253V146H252ZM263 147H264V146H263ZM0 148H1V147H0ZM2 148H3V147H2ZM24 148H25V147H24ZM30 148H32V147H30ZM48 148H49V147H48ZM50 148H51V146H50ZM50 148H49V149H50ZM58 148H59V144H58ZM63 148H61V149H63ZM133 148H134V147H132V149H133ZM153 148H156V146L153 147ZM167 148H169V147H167ZM175 148H176V147H175ZM189 148H190V147H189ZM196 148H197V147H196ZM218 148H219V147H218ZM224 148H225V147H224ZM226 148H228V147H226ZM232 148H233V147H232ZM4 149H5V148H4ZM38 149H40V148H37V150H38ZM49 149H48V150H49ZM55 149H56V148H55ZM73 149H76V148H73ZM159 149L161 150V147H160ZM172 149H173V148H172ZM180 149H181V148H180ZM183 149H185V148H183ZM252 149H253V148H252ZM8 150H9V149H8ZM10 150H11V149H10ZM10 150H9V151H10ZM13 150H14V149H13ZM16 150H17V148H16ZM22 150H23V149H22ZM196 150H197V149H196ZM31 151H32V150H31ZM52 151H53V149H52ZM55 151H57V150H55ZM77 151H78V150H77ZM77 151H76V152H77ZM134 151H135V150H134ZM167 151H168V150H167ZM172 151H173V150H172ZM220 151H222V150H220ZM234 151H235V150H234ZM254 151H255V150H254ZM258 151H259V150H258ZM14 152H15V150H14ZM60 152H62V151H59V153H60ZM71 152H73V151H71ZM71 152H70V153H71ZM76 152H75V154H76ZM78 152H79V151H78ZM145 152H146V151H145ZM150 152H151V151H150ZM161 152H162V151H161ZM187 152H190V151H187ZM198 152H199V151H198ZM224 152H225V149H224ZM224 152H223V153H224ZM9 153H11V152H9ZM17 153H18V152H17ZM21 153H22V152H21ZM24 153H25V152H24ZM50 153H51V152H50ZM57 153H58V151H57ZM66 153H67V152H66ZM73 153H74V152H73ZM79 153H80V152H79ZM152 153H153V152H152ZM165 153H166V152H165ZM217 153H218V152H217ZM229 153H230V152H229ZM246 153H247V152H246ZM2 154H4V153H2ZM6 154H7V153H6ZM11 154H12V153H11ZM14 154H15V153H14ZM41 154H43V153H41ZM48 154H49V153H48ZM51 154H52V153H51ZM68 154H69V153H68ZM88 154H89V151H88ZM139 154H140V153H139ZM171 154H172V153H171ZM221 154H222V153H221ZM251 154H252V153H251ZM18 155H19V154H18ZM66 155H67V154H66ZM81 155H82V154H81ZM131 155H132V154H131ZM131 155H130V156H131ZM135 155H136V154H135ZM141 155H142V154H141ZM149 155H150V154H149ZM149 155H148V156H149ZM153 155H154V153H153ZM198 155H199V154H198ZM198 155H197V157H198ZM229 155H230V154H229ZM254 155H255V154H254ZM4 156H5V155H4ZM26 156H27V155H26ZM31 156H33V155H31ZM71 156H72V155H71ZM82 156H83V155H82ZM139 156H140V155H139ZM150 156H151V155H150ZM161 156H163V155H161ZM161 156H160V157H161ZM168 156H169V155H168ZM218 156H219V155H218ZM220 156H223V155H220ZM235 156H236V155H235ZM27 157H28V156H27ZM27 157H26V158H27ZM38 157H39V154H38ZM53 157H54V156H53ZM55 157H56V156H55ZM88 157H89V155H88ZM114 157H115L116 162L120 163V159L118 158V156H117L115 153H114ZM137 157H138V156H137ZM140 157H141V156H140ZM157 157H159V156H157ZM164 157H165V156H164ZM169 157H170V156H169ZM187 157H188V156H187ZM255 157H256V156H255ZM42 158H45V156L42 157ZM42 158L40 157L41 160H42ZM70 158L72 159V157H70ZM75 158H76V157H75ZM130 158H131V157H130ZM138 158H139V157H138ZM144 158H145V157H144ZM144 158H143V157H142V159L140 158V159H141V162H143L142 160H143ZM155 158H156V155H155L154 159H155ZM167 158H168V157H167ZM226 158H227V157H226ZM226 158H225V159H226ZM13 159H14V158H13ZM53 159H54V158H53ZM71 159H69V160H71ZM79 159H80V158H79ZM159 159H162V158H159ZM159 159H158V160H159ZM163 159H164V158H163ZM165 159H166V158H165ZM213 159H215V158H213ZM34 160H35V159H34ZM37 160H39V159H37ZM51 160H52V159H51ZM51 160H50V161H51ZM80 160H81V159H80ZM87 160H88V159H87ZM144 160H145V159H144ZM201 160H202V159H201ZM219 160H220V161H223V160H224V157H223V160H221L220 158H219ZM219 160H218V161H219ZM13 161H14V160H13ZM27 161H28V160H27ZM45 161H46V160H45ZM47 161H48V160H47ZM57 161H59V160H57ZM77 161H78V160H76V162H77ZM83 161H84V160H83ZM85 161H86V159H85ZM85 161H84V162H85ZM206 161H207V160H206ZM215 161H216V159H215ZM218 161H217V162H218ZM237 161H238V159H237ZM14 162H15V161H14ZM19 162H20V166L15 167V165H13V163H12V159L10 160V159L7 158L6 156H5V157H0V173L3 172L5 169H7V170H10V171H11L12 176H13L15 179H21V180H22V179H26V178L29 177V175H30V170H31L30 168H31V165H30V163H27V162H25V161L23 162V160H22L21 157H20V159H19ZM28 162H29V161H28ZM40 162H41V161H40ZM59 162H60V161H59ZM84 162L81 161L80 163L83 165ZM144 162H145V161H144ZM151 162H152V161H151ZM207 162H208V161H207ZM31 163H32V162H31ZM34 163H35V161H34ZM34 163H32V164H34ZM47 163H50V162H46L45 164H47ZM54 163H55V162H54ZM67 163H68V162H67ZM152 163H153V162H152ZM152 163H150V164H152ZM171 163H172V162H171ZM222 163H223V162H222ZM233 163H234V162H233ZM16 164H17V163H16ZM45 164L43 163V165H45ZM50 164H51V163H50ZM57 164H58V162H57ZM57 164H56V165H57ZM85 164H86V163H85ZM148 164H149V163H148ZM150 164H149V165H150ZM160 164H162V163H160ZM164 164L166 165V163H164ZM215 164H216V163H215ZM223 164H224V163H223ZM259 164H260V163H259ZM67 165H68V164H67ZM74 165H75V163H74ZM174 165H175V164H174ZM185 165H186V164H185ZM208 165H209V164H208ZM212 165H213V164H212ZM32 166H34V165H32ZM37 166H38V164H37ZM46 166H48V165H46ZM49 166H53V164H51V165H49ZM76 166H77V165H76ZM79 166H80V165H79ZM88 166H89V165H88ZM88 166L86 165L87 168H88ZM118 166H119V165H118ZM217 166H218V164H217ZM217 166H216V167H217ZM220 166H221V165H220ZM259 166H260V165H259ZM40 167H41V166H40ZM40 167H37V168H40ZM68 167H69V166H68ZM84 167H85V166H84ZM150 167H151V165H150ZM163 167H164V165H163ZM163 167H162V168H163ZM182 167H183V166H182ZM212 167H213V166H212ZM32 168H33V167H32ZM34 168H35V167H34ZM53 168H54V167H53ZM73 168H74V167H73ZM79 168H80V167H79ZM79 168H78V169H79ZM89 168H90V167H89ZM232 168H233V167H232ZM76 169H77V167H76ZM80 169H81V168H80ZM83 169H84V168H83ZM164 169H165V168H164ZM169 169H170V168H169ZM173 169H174V167H173ZM189 169H190V168H189ZM213 169H214V167H213ZM215 169H217V168H215ZM54 170H55V169H54ZM72 170H73V169H72ZM116 170H117V169H116ZM176 170H177V169H176ZM186 170H187V169H186ZM36 171H37V169H36ZM41 171H42V170H41ZM55 171H56V170H55ZM63 171H64V170H63ZM80 171H81V170H80ZM87 171H88V170H87ZM189 171H190V170H189ZM201 171H202V170H201ZM219 171H220V170H219ZM46 172H47V171H46ZM58 172H59V171H58ZM72 172H74V171H72ZM84 172H85V171H84ZM127 172H128V176H129V178H130L129 180H133V179H134V175L132 174V172H131V170H130L129 168H128V171H127ZM145 172H146V171H145ZM147 172H149V171H147ZM147 172H146V173H147ZM159 172H160V171H159ZM169 172H170V171H169ZM175 172H176V171H175ZM187 172H188V171H187ZM210 172H211V171H210ZM216 172H217V171H216ZM248 172H249V171H248ZM31 173H32V172H31ZM36 173H37V172H36ZM59 173H61V172H59ZM155 173H156V172H155ZM166 173H167V172H166ZM181 173H182V172H181ZM213 173H214V172H213ZM235 173H236V172H235ZM7 174H8V172H7ZM37 174H38V173H37ZM56 174H57V172H56ZM144 174H145V173H144ZM183 174H184V173H183ZM209 174H210V173H209ZM220 174H221V173H220ZM35 175H36V174H35ZM42 175H43V173H42ZM57 175H58V174H57ZM76 175H77L76 177L73 176V177H75L74 179L71 178V179H73L72 181L70 180V181H66V182H72L74 188H75L77 191H78V190H81V191H85V192H86L87 190H89V189L91 188V186H92V185L94 184V182H95V177L92 176L93 174H92V175H89V174H80V175H79V174H76ZM156 175H157V174H156ZM179 175H180V174H179ZM191 175H192V174H191ZM199 175H200V174H199ZM213 175L215 176V174H213ZM217 175H218V173H217ZM59 176H60V175H59ZM61 176H62V175H61ZM70 176H71V175H70ZM150 176H152L151 173H150ZM167 176H168V175H167ZM210 176H211V175H210ZM218 176H220V175H218ZM221 176H222V174H221ZM32 177H33V176H32ZM44 177H45V176H44ZM47 177H48V176H47ZM47 177H46V178H47ZM62 177H63V176H62ZM157 177H158V175H157ZM182 177H184V176H182ZM68 178H69V177H68ZM144 178H145V177H144ZM149 178H150V177H149ZM152 178H153V177H152ZM152 178H151V179H152ZM167 178H168V177H167ZM180 178H181V177H180ZM189 178H190V177H189ZM197 178H198V177H197ZM200 178H201V176H200ZM200 178H198V179H200ZM218 178H219V177H218ZM33 179H34V178H33ZM33 179H31V180H33ZM42 179H43V178H42ZM49 179H50V178H49ZM54 179H55V177H52L53 182L57 180V179H55V180H54ZM136 179H137V178H135V180H136ZM141 179H142V178H141ZM141 179L139 178L140 183L142 182ZM153 179H154V178H153ZM155 179H158V178H155ZM29 180H30V179H29ZM59 180H60V179H59ZM65 180H66V179H65ZM65 180H64V181H65ZM117 180H118V179H117ZM129 180H128V181H129ZM135 180H134V181H135ZM165 180H166V179H165ZM180 180H181V179H180ZM183 180H184V178H183ZM220 180H221V179H220ZM34 181H35V180H34ZM39 181H40V180H39ZM60 181H62V180H60ZM118 181H119V180H118ZM158 181H159V180H158ZM181 181H182V180H181ZM185 181H186V180H185ZM192 181H193V180H192ZM37 182H38V181H37ZM50 182H51V179H50ZM53 182H51V183H53ZM136 182H137V181H136ZM156 182H157V181H156ZM177 182H179V180H178ZM224 182H225V181H224ZM30 183H31V182H30ZM54 183H55V182H54ZM131 183H132V181H131ZM154 183H155V182H154ZM192 183H193V182H192ZM194 183H195V182H194ZM225 183H226V182H225ZM261 183H262V182H261ZM8 184H9V183H8ZM155 184H157V183H155ZM227 184H228V183H227ZM34 185H37V184H34ZM69 185H70V184H69ZM138 185H139V184H138ZM174 185H175V184H174ZM193 185H194V184H193ZM228 185H229V184H228ZM263 185H264V184H263ZM18 186H19V185H18ZM73 186H72V187H73ZM134 186H135V185H134ZM151 186H152V184H151ZM181 186H182V185H181ZM203 186H204V185H203ZM215 186H216V185H215ZM102 187H103V186H102ZM157 187H159V186H157ZM50 188H51V187H50ZM134 188H135V187H134ZM134 188H133V189H134ZM173 188H174V187H173ZM178 188H179V187H178ZM192 188H193V187H192ZM20 189H21V188H20ZM60 189H62V188H60ZM64 189H65V188H64ZM66 189H67V188H66ZM136 189H137V188H136ZM143 189H144V188H143ZM182 189H183V186H182ZM203 189H204V187H203ZM21 190L23 191V189H21ZM67 190H68V189H67ZM67 190H66V191H67ZM168 190H170L169 187H168ZM198 190H200V189L198 188ZM231 190H232V188H231ZM13 191L15 192L16 190H13ZM18 191H20V190H18ZM52 191H53V189H52ZM59 191H60V190H59ZM73 191H74V190H73ZM144 191H145V190H144ZM158 191H159V189H158ZM184 191H186V190H184ZM207 191H208V190H207ZM60 192H61V191H60ZM64 192H65V191H64ZM78 192H79V191H78ZM140 192H141V191H140ZM39 193H42V190H41V192H39ZM72 193H73V192H72ZM138 193H139V191H138ZM160 193H161V192H160ZM194 193H195V192H194ZM112 194H113V198H112V200H113V202H114V205L102 206V207L99 208V209H95V211H94L95 218H96L97 216H99L100 219H104V220H106V221H109V220H111V219H114V220L117 219V221H120V222H121V220L126 219L127 215L130 213V211H133V212H134V215L137 217L138 220L136 221V223H134V224L131 226V229H132V230H134V231H137V230H138V231H143V229L146 227L145 224L149 221V222H151V224H152V237H153V239H155V240H158V239H166V240H168V244H169L170 246H175V245H177V244H179V246H182V247L186 246V243H185L183 240L178 239L177 237H175L174 235L171 234L172 231L169 230V225H168L169 223H167L166 221L162 220V219L159 218L158 216H154V215H153L152 217H150V216H146V215H145V216H144V215H141V212H142L141 210H142V208L139 207V206H138V207H134V204H133V198H134L133 196H134V193L130 192L127 188L122 187V188L119 190V192H116V193H113V192H112ZM139 194H140L139 196H141V193H139ZM164 194H165V192H164ZM184 194H185V192H184ZM189 194H190V193H189ZM15 195H17V194H15ZM52 195H54V194H52ZM69 195L71 196V194H69ZM75 195H76V193H75ZM79 195H81V194H79ZM83 195H84V194H83ZM145 195H146V194H145ZM197 195H198V194H197ZM255 195H256V194H255ZM22 196H23V198H25L24 195H22ZM27 196H28V195H27ZM33 196H34V198H35V193H34ZM33 196H32V197H33ZM37 196H38V195H37ZM47 196H48V195H47ZM47 196H46V197H47ZM64 196H65V195H64ZM137 196H138V195H137ZM248 196H249V195H248ZM17 197H18V195H17ZM19 197H20V196H19ZM19 197H18V199H19ZM43 197H44V196H43ZM48 197H49V196H48ZM48 197H47V199L44 200V203H43V204L46 205V204L48 203V201H49V200H48V199H49ZM73 197H74V195H73ZM73 197H72V198H73ZM85 197H86V196H85ZM92 197H93V196H92ZM164 197H165V196H164ZM176 197H177V194H176ZM194 197H195V196H194ZM253 197H254V196H253ZM11 198H12V197H11ZM62 198H63V197H62ZM75 198H76V197H75ZM184 198H185V197H184ZM15 199H16V197H15ZM37 199H38V198H37ZM37 199H36V200H37ZM50 199H51V198H50ZM73 199H74V198H73ZM76 199H77V198H76ZM83 199H84V198H82V200H83ZM87 199H88V198H87ZM175 199H176V198H175ZM177 199H178V198H177ZM185 199H186V198H185ZM257 199H258V198H257ZM26 200H27V199H26ZM32 200H33V199H32ZM34 200H35V199H34ZM38 200H39V199H38ZM40 200H41V199H40ZM40 200H39V201H40ZM52 200H53V199H52ZM61 200H62V199H61ZM63 200H64V199H63ZM63 200H62V201H63ZM66 200H67V199H66ZM74 200H75V199H74ZM82 200H81V201H82ZM85 200H86V198H85ZM138 200H139V199H138ZM168 200H169V199H168ZM171 200H172V199H171ZM181 200H182V199H181ZM192 200H193V199H192ZM2 201H3V200H2ZM16 201H17V200H16ZM22 201H23V200H22ZM27 201H28V200H27ZM41 201H42V200H41ZM56 201H57V200H56ZM68 201H69V199H68ZM68 201H67V202H68ZM71 201H72V200H71ZM71 201H70V202H71ZM83 201H84V200H83ZM141 201L144 202L143 199H142ZM179 201H180V200H179ZM194 201H195V200H194ZM199 201H200V200H199ZM199 201H197V202H199ZM13 202H14V201H13ZM13 202H12V203H13ZM17 202H18V201H17ZM25 202H26V201H25ZM28 202H29V201H28ZM35 202H36V201H35ZM94 202H95V199H94ZM94 202H93V203H94ZM2 203H3V202H2ZM2 203H1V204H2ZM7 203H9V202H7ZM29 203H30V202H29ZM41 203H42V202H41ZM80 203H81V202H80ZM84 203H85V202H84ZM88 203H89V202H88ZM117 203H121V204H123V205H126V211H125V210H122V207H119L118 205H116ZM178 203H179V202H178ZM183 203H184V202H183ZM1 204H0V205H1ZM30 204H31V203H30ZM33 204L35 205V203H33ZM49 204H50V203H49ZM73 204H75V203H73ZM73 204H72V205H73ZM77 204H78V203H77ZM81 204H82V203H81ZM81 204H80V205H81ZM138 204H139V203H138ZM160 204H161V203H160ZM181 204H182V203H181ZM15 205H16V204H15ZM31 205H32V204H31ZM68 205H69V204H68ZM72 205H71V206H72ZM2 206H3V204H2ZM2 206H1V207H2ZM17 206H18V204H17ZM28 206H29V205H28ZM32 206H33V205H32ZM32 206H30V207L32 208ZM36 206H37V205H36ZM36 206H35V207H36ZM81 206H82V205H81ZM177 206H178V204H177ZM179 206H180V205H179ZM181 206H182V205H181ZM12 207H13V206H12ZM37 207H38V206H37ZM58 207H59V206H58ZM63 207H66V206H63ZM75 207H76V206H75ZM78 207H79V206H78ZM154 207H155V206H154ZM199 207H200V206H199ZM2 208H3V207H2ZM5 208H6V207H5ZM5 208H4V210H5ZM72 208H73V207H72ZM72 208H71V209H72ZM81 208H82V207H81ZM178 208H179V207H178ZM195 208H196V207H195ZM195 208H194V209H195ZM7 209H8V208H7ZM17 209H18V208H17ZM32 209H33V208H32ZM43 209H44V207H43ZM46 209H47V208H46ZM75 209H77V208H75ZM79 209H80V208H79ZM84 209H85V208H83V210H84ZM86 209H87V208H86ZM160 209H161V207H160ZM2 210H3V209H2ZM4 210H3V211H4ZM34 210H35V209H34ZM47 210H48V209H47ZM53 210L55 211V209H53ZM62 210H63V209H62ZM67 210H68V209H67ZM180 210H181V209H180ZM182 210H183V209H182ZM0 211H1V208H0ZM32 211H33V210H32ZM36 211H37V208H36ZM36 211H35V212H36ZM42 211H44V210H42ZM60 211H61V210H60ZM68 211H69V210H68ZM84 211H85V210H84ZM165 211H166V210H165ZM190 211H191V209H190ZM21 212H22V211H21ZM24 212H25V211H24ZM30 212H31V211H30ZM62 212H63V211H62ZM64 212H65V214H66V211H64ZM75 212H76V210H75ZM81 212H82V211H81ZM81 212H80V213H81ZM183 212H184V211H183ZM186 212H188V211L186 210ZM33 213H34V212H32V214H33ZM55 213H56V212H55ZM55 213H54V214H55ZM59 213H60V212H59ZM85 213H87V212H85ZM88 213H90V212H88ZM180 213H181V212H180ZM198 213H199V212H198ZM13 214H14V213H13ZM13 214H12V215H13ZM36 214H37V213H36ZM65 214H64V215H65ZM74 214H75V213H74ZM78 214H79V213H78ZM166 214H167V212H166ZM185 214H187V213L184 212V215H185ZM1 215H2V214H1ZM1 215H0V216H1ZM12 215H11V216H12ZM30 215H31V214H30ZM38 215H39V213H38ZM50 215H51V214H50ZM55 215H56V214H55ZM60 215H61V214H60ZM62 215H63V214H62ZM80 215H81V214H80ZM96 215H97V216H96ZM191 215H192V213H191ZM16 216H17V215H16ZM31 216H32V215H31ZM66 216L69 217V216H70L69 213H68V215L66 214ZM75 216H76V214H75ZM172 216H173V215H172ZM185 216H186V215H185ZM7 217H8V216H7ZM13 217H14V216H13ZM22 217H23V216H22ZM26 217H29V216H26ZM42 217H43V216H42ZM47 217H48V216H47ZM62 217H63V216H62ZM64 217H65V216H64ZM64 217H63V219H64ZM79 217H80V216H79ZM79 217H77V218H79ZM141 217H143L144 219L141 220ZM189 217H190V216H189ZM193 217H194V216H193ZM23 218H24V217H23ZM60 218H61V217H60ZM66 218H67V217H66ZM249 218H250V217H249ZM7 219H8V218H7ZM10 219H11V218H10ZM13 219H14V218H13ZM13 219H12V220H13ZM30 219H31V218H30ZM36 219H37V217H36ZM44 219H45V218H44ZM67 219H68V218H67ZM67 219H64V220H67ZM70 219H71V217H70ZM129 219H130V218H129ZM169 219H170V217H169ZM174 219H176V218H174ZM17 220H18V219H17ZM32 220H33V219H32ZM32 220H31V221H32ZM34 220H35V218H34ZM41 220H42V219H41ZM61 220H62V219H61ZM68 220H69V219H68ZM172 220H173V219H172ZM227 220H228V219H227ZM18 221H19V220H18ZM18 221H17V222H18ZM27 221H28V219H27ZM35 221H36V220H35ZM46 221H47V220H46ZM56 221H57V220H56ZM59 221H60V220H59ZM59 221H58V222H59ZM69 221H70V220H69ZM126 221H127V220H126ZM168 221H169V220H168ZM191 221H192V219H191ZM202 221H203V220H202ZM10 222H11V221H10ZM12 222H13V221H12ZM21 222H22V221H21ZM23 222H24V221H23ZM42 222H43V221H42ZM54 222H55V221H54ZM103 222H104V221H103ZM122 222H123V221H122ZM170 222H172V221H170ZM13 223H14V222H13ZM13 223H12V224H13ZM29 223H30V222H29ZM60 223H61V222H60ZM68 223H69V222H68ZM175 223H176V222H175ZM39 224H40V223H39ZM46 224H48V223H46ZM46 224H45V225H46ZM58 224H59V223H58ZM58 224H57V225H58ZM71 224H72V223H71ZM106 224H107V222H106ZM116 224H117V223H116ZM229 224H230V223H229ZM9 225H10V224H9ZM25 225H26V223H25ZM48 225H49V224H48ZM48 225H47V226H48ZM64 225H66V223H64ZM69 225H70V224H69ZM113 225H114V224H113ZM174 225H175V224H174ZM195 225H196V224H195ZM197 225H199V224L197 223ZM41 226H42V225H40L39 228H40ZM103 226H104V225H103ZM103 226H101V227H103ZM177 226H178V225H177ZM219 226H221V225H219ZM17 227H19V226H17ZM30 227H31V226H30ZM43 227H44V226H43ZM63 227L65 228L66 226H63ZM105 227H106V225H105ZM113 227H114V226H113ZM115 227H116V226H115ZM179 227H180V226H179ZM191 227H192V226L190 225V230L193 229V228H191ZM196 227H197V226H196ZM2 228H3V227H2ZM8 228H9V227H8ZM32 228H33V225H32ZM50 228H51V227H50ZM55 228H56V227H55ZM68 228H69V227H68ZM90 228H91V227H90ZM111 228H112V227H111ZM177 228H178V227H177ZM10 229H11V228H10ZM28 229H29V228H28ZM44 229H45V228H44ZM62 229H63V228H62ZM85 229H86V228H85ZM105 229H106V228H105ZM105 229H103V230L105 231ZM194 229H195V228H194ZM201 229H202V228H201ZM3 230H4V228H3ZM3 230H2V231H3ZM23 230H24V229H23ZM38 230H39V229H38ZM38 230H37V231H38ZM52 230H54V228H53ZM60 230H61V229H60ZM60 230H59V231H60ZM64 230H65V229H64ZM91 230H92V228H91ZM94 230H95V228H94ZM96 230H97V229H96ZM103 230H102V232H103ZM110 230H112V229H110ZM199 230H200V229H199ZM12 231H13V230H12ZM14 231H15V229H14ZM29 231H30V230H29ZM62 231H63V230H62ZM116 231H117V230H116ZM188 231H189V229H188ZM197 231H198V230H197ZM197 231H196V232H197ZM212 231H213V230H212ZM4 232H5V231H4ZM16 232H17V231H16ZM38 232H39V231H38ZM53 232H54V231H53ZM68 232H69V231H68ZM87 232H88V231H87ZM90 232H91V233L88 232V233H89L88 235H90V234L92 235V231H90ZM108 232H109V231H108ZM194 232H195V231H194ZM9 233H10V231H9ZM22 233H23V232H22ZM35 233H36V232H35ZM41 233H42V232H41ZM45 233H46V231L44 232V234H45ZM50 233H51V231H50ZM62 233H63V232H62ZM71 233H72V234H74V233H79V234L82 233V229L80 228V226H79V224H78L77 221L74 222V224H73V228H72V232H71ZM96 233H97V232H96ZM120 233H121V232H120ZM205 233H207V232H205ZM16 234H17V233H16ZM44 234H43V235H44ZM69 234H70V233H69ZM93 234H94V233H93ZM207 234H209V233H207ZM10 235H11V234H10ZM33 235H34V234H33ZM40 235H41V234H40ZM46 235H47V234H46ZM51 235H52V234H51ZM51 235L49 234V237H50ZM83 235H84V233H83ZM86 235H87V233H86ZM91 235H90V236H91ZM103 235H104V234H103ZM113 235H115V233L110 232L109 234H107V236H106V235H105V236H106L107 239H109V241H111V240L114 238ZM116 235H117V234H116ZM124 235H125V234H124ZM195 235H196V234H195ZM5 236H6V234H5ZM15 236H16V235H15ZM19 236H20V235H19ZM23 236H24V234H23ZM53 236H54V235H53ZM55 236H56V235H55ZM65 236H66V235H65ZM97 236H98V235H97ZM99 236H101V235L99 234ZM99 236H98V238L95 236L97 240L99 239ZM117 236H118V235H117ZM212 236H214V235H212ZM215 236H216V235H215ZM6 237H7V236H6ZM62 237H63V236H62ZM120 237H121V236H120ZM194 237H195V236H194ZM7 238H8V237H7ZM7 238H6V239H7ZM15 238H16V237H15ZM31 238H32V237H30L29 239H31ZM40 238H43V236L41 235ZM53 238H54V237H53ZM70 238H71V237H70ZM72 238H73V237H72ZM92 238H93V236H92ZM101 238H102V237H101ZM115 238H116V237H115ZM35 239H36V238H35ZM59 239H60V237H59ZM184 239H185V238H184ZM222 239H223V237H222ZM55 240H56V238H55ZM62 240H63V239H62ZM62 240H61V241H62ZM68 240L70 241V239H68ZM75 240H76V239H75ZM85 240H86V238H85ZM92 240H93V239H92ZM193 240H194V239H193ZM32 241H33V240H32ZM32 241H31V242H32ZM35 241H36V240H35ZM56 241H57V240H56ZM87 241H88V239H87ZM103 241H104V240H103ZM107 241H108V240H107ZM118 241H119V240H118ZM134 241H135V240H134ZM149 241H150V240H149ZM22 242H23V241H22ZM29 242H30V240H29ZM38 242H39V241H38ZM45 242H46V241H45ZM51 242H52V241H51ZM62 242H64V240H63ZM66 242H67V241H66ZM74 242H76V241H74ZM84 242H85V241H84ZM89 242H91V239H90ZM92 242H96V241L93 240ZM100 242H101V241H100ZM114 242H115V241H114ZM135 242H136V241H135ZM238 242H239V241H238ZM35 243H36V242H35ZM48 243H49V242H48ZM54 243H55V242H54ZM70 243H71V242H70ZM85 243H86V242H85ZM97 243H99V242H97ZM102 243H103V242H102ZM102 243H101V245H102ZM106 243H107V242H106ZM121 243H122V242H121ZM145 243H147V242H145ZM199 243H200V242H199ZM13 244H14V243H13ZM58 244H59V243H58ZM65 244H66V243H65ZM73 244H74V243H73ZM76 244H78V243H76ZM124 244H125V243H124ZM128 244H129V243H128ZM143 244H144V243H143ZM61 245H62V244H61ZM81 245H82V244H81ZM81 245H80V246H81ZM85 245H86V244H85ZM113 245H114V244H113ZM191 245H192V244H191ZM52 246H53V245H52ZM77 246H78V245H77ZM77 246H76V247H77ZM86 246H87V247L89 246L88 243H87ZM86 246H85V247H86ZM92 246H94V245H92ZM107 246H108V244H107ZM9 247H10V246H9ZM19 247H21V246H19ZM24 247H25V246H24ZM48 247H49V246H48ZM67 247H68V246H67ZM90 247H91V246H90ZM94 247H96V245H95ZM121 247H123V246H121ZM142 247H143V246H142ZM35 248H36V247H35ZM44 248H45V247H44ZM52 248H54V247H52ZM60 248H61V247H60ZM88 248H89V247H88ZM105 248H106V247H105ZM108 248H109V247H108ZM108 248H107V249H108ZM112 248H113V246H112ZM192 248H193V247H192ZM14 249H15V248H14ZM61 249H62V248H61ZM71 249H72V248H71ZM76 249H77V248H75V250H76ZM82 249H83V248H81V250H82ZM91 249H92V248H90V250H91ZM113 249H114V248H113ZM193 249H194V248H193ZM45 250H46V249H45ZM51 250H52V249H51ZM57 250H58V249H57ZM73 250H74V247H73ZM96 250H98V249H96ZM129 250H130V249H129ZM134 250H136V249H134ZM239 250H240V249H239ZM260 250H261V249H259V251H260ZM69 251H70V250H69ZM71 251H72V250H71ZM79 251H80V250H79ZM91 251H93V250H91ZM113 251H114V250H113ZM137 251H138V250H137ZM151 251H152V250H151ZM161 251H162V250H161ZM1 252H2V251H1ZM22 252H23V251H22ZM43 252H44V250H43ZM53 252H54V249H53ZM82 252H83V251H82ZM82 252H80V253H82ZM84 252H85V251H84ZM98 252H99V250H98ZM104 252H105V251H104ZM111 252H112V250H111ZM115 252H116V251H114V253H115ZM118 252L120 253L121 251H118ZM125 252H127V251L125 250ZM138 252H139V251H138ZM147 252H148V251H147ZM208 252H209V251H208ZM16 253H17V252H16ZM29 253H30V252H29ZM34 253H35V252H34ZM39 253H41V251H40ZM73 253H74V251H73ZM77 253H78V252H77ZM91 253H92V252H91ZM93 253H94V252H93ZM93 253H92V254H93ZM122 253L125 254L124 252H122ZM135 253H136V252H135ZM167 253H168V252H167ZM193 253H194V252H192V254H193ZM5 254H7V252H6ZM68 254H69V252H68ZM78 254H79V253H78ZM78 254H77V255H78ZM86 254H87V253H86ZM104 254H105V253H104ZM126 254H128V253H126ZM133 254H134V252H133ZM7 255H8V254H7ZM30 255H31V254H30ZM80 255H81V254H80ZM87 255H88V254H87ZM110 255H111V254H110ZM115 255H117V254H115ZM136 255H137V254H136ZM26 256H27V254H26ZM28 256H29V254H28ZM28 256H27V257H28ZM69 256H70V254H69ZM78 256H79V255H78ZM88 256H89V255H88ZM101 256H102V255H101ZM106 256H107V255H106ZM111 256H112V255H111ZM118 256H119V254H118ZM124 256H125V255H124ZM126 256H127V255H126ZM131 256H132V254H131ZM144 256H145V255H144ZM193 256H194V255H193ZM24 257H25V256H24ZM35 257H37V255H36ZM51 257H52V255H51ZM74 257L76 258V256H74ZM79 257H80V256H79ZM79 257H78V258H79ZM98 257H99V255H98ZM109 257H110V256H109ZM122 257H123V255H122ZM132 257H133V256H132ZM132 257H131V258H132ZM52 258H53V257H52ZM68 258H69V257H68ZM68 258H67V259H68ZM75 258H74V259H75ZM92 258H93V257H92ZM131 258H130V259H131ZM4 259H6V258H4ZM28 259H29V258H28ZM28 259H27V260H28ZM101 259H102V258H101ZM101 259H100V261H101ZM106 259H107V258H105V260H106ZM132 259H133V258H132ZM132 259H131V260H132ZM135 259H136V258H135ZM142 259H143V258H142ZM146 259H147V258H146ZM149 259H150V258H149ZM198 259H199V258H198ZM227 259H228V258H227ZM68 260H69V259H68ZM93 260H94V259H93ZM139 260H140V259H139ZM147 260H148V259H147ZM33 261H34V260H33ZM39 261H40V260H39ZM51 261H52V260H51ZM81 261H83V260H81ZM84 261H85V260H84ZM120 261H121V260H120ZM135 261H136V260H135ZM149 261H150V260H149ZM160 261H161V260H160ZM164 261H165V260H164ZM1 262H2V261H1ZM1 262H0V263H1ZM3 262H4V261H3ZM14 262H15V261H14ZM23 262H24V261H23ZM56 262H57V259H56ZM88 262H89V261H88ZM98 262H99V260H98ZM104 262H105V261H104ZM116 262H117V261H116ZM133 262H134V261H133ZM139 262H141V260H140ZM139 262H137V263H139ZM142 262H143V261H142ZM167 262H168V261H167ZM15 263H16V262H15ZM25 263L27 264V262H25ZM83 263H84V262H83ZM86 263H87V262H86ZM89 263H90V262H89ZM106 263H108V262H106ZM137 263H136V264H137ZM5 264H6V263H5ZM72 264H73V263H72ZM140 264H141V263H140ZM153 264H155V263H153ZM246 264H247V263H246Z\"/></svg>",
    "mask_w": 264,
    "mask_h": 264
}]
</instances>
